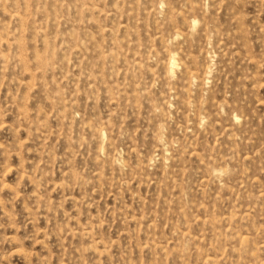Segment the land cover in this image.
I'll return each instance as SVG.
<instances>
[{
  "label": "rangeland",
  "instance_id": "1",
  "mask_svg": "<svg viewBox=\"0 0 264 264\" xmlns=\"http://www.w3.org/2000/svg\"><path fill=\"white\" fill-rule=\"evenodd\" d=\"M7 1L11 5H8ZM14 1H17L18 3L17 2L13 3ZM14 1L0 0V5L4 2L3 5L0 6L1 7L0 8V18H3V19H0V23H3V21L5 22V24H0L1 25L0 29L2 28V25L7 26L6 31H9L8 34L11 33V35L8 36L7 40H8V43L10 42L12 43L15 41L14 43H12L13 45L16 44L17 42L21 43L19 41L25 39V41L21 43L24 46L23 47L21 45L22 47L21 49H23L21 51L23 55L22 58L27 56V55L24 56L27 51L30 53L26 57L27 59L24 58V59H21V61L17 60V58H19L18 57L19 50H17L18 48L16 47V45H14L15 47H13L11 43L10 45L12 46H10L7 42L4 43L5 38H3L4 40L1 39L0 41V45H2L0 47V50H1L0 56L3 57V60H4L3 61L2 58L0 57L1 58L0 65L2 67V68L0 67V72H1L0 77L3 79L2 81L0 78V81L4 83L2 84L0 82V106H1L0 111L3 109V111H1L0 113V116L3 117V118H0L1 120L0 129L2 126H5L0 130V142H1L0 143L1 144L0 145V163L2 162V159L3 160L6 159L4 163L2 162V164H0V167H2L0 168V172H1L0 174H2L3 171H6L7 168L5 166L7 165L8 167L9 161H10L9 163L11 164L9 167L11 168V170L7 169L9 171H6L10 173L7 175V173L3 172L4 173L3 175H5L3 178H2L3 175H0L1 180L4 179L6 181V182L4 181L2 182L0 180L2 183H4V186L3 184L1 185L5 188V189L1 188L0 186V206L3 209L2 210L0 208V264H27L26 263L27 260L30 261L28 264H132V263L133 264H182V263L183 264L185 263L186 264L187 263L188 264H196V263L201 264L202 262L200 259L203 258L202 255L212 256L213 254L215 255L219 254V256L222 257L223 260L221 262L223 263H220V264H224L225 262L226 263L228 262L227 264H233V263L234 264L235 263L245 264L246 262L243 260V258L240 257L238 259L237 253L232 251L230 248L231 246H233L234 248H238L239 245L236 244L234 242L233 237L231 238L230 234L226 232L227 229L223 230L224 227L227 228L230 225H227L226 222L223 223L225 219H222V218L226 216L228 217L229 214H233L232 212H236L235 222L233 223V225H231V227H233L232 230L243 234V236L248 237L249 239L247 243L248 249L256 253L257 255L256 260L260 261V264H264V249H260V248L258 250L256 249L257 246L264 243V0H216V1L215 0H199V1L195 0V2L194 0H188L189 3L187 2V0H184V1L183 0H170V2H172L176 6L175 5L173 6V4L169 2V0H166V2L164 0L165 2L163 3L164 5L163 4L161 5L158 2L160 0H154V1L149 0V2L151 3L155 2V3L153 5L149 4L150 6L142 5V7H141V4L143 3L148 4L147 3L148 0H144L145 2L143 0H139V1L138 0H130V1L129 0L119 1L118 0L119 4L117 5V7L115 4H117L116 2L118 1L116 0H95V1L91 0L90 2L95 4L98 8H99V5L103 3L102 4L103 7L101 6V9L104 10L103 8L105 7L106 9H108L107 10L108 12H105V10L98 11L99 16H97L98 15L97 11L93 13L88 12L89 14L86 13L87 11H84L86 13L84 14V12H82V10L80 9L78 11V7L76 6L77 8H75V6H73V4L75 5V2L73 0H62L61 3H59L61 0H56L58 1L57 3L54 2L56 4L52 3L53 0L52 2L51 0H45L46 2L44 0H39V1L37 0L38 2H35L36 0H34V2L33 0H31L30 2L31 9L34 6L32 5L33 3L42 5V3L40 4V2H44L43 7H45L48 4L50 6L56 5L54 7H57L59 4H61L62 7L60 6L61 8L59 7V9L63 8L65 10L63 9L61 11L59 10L60 13L62 12L60 15V13H58L59 12L58 8H56L57 14L61 17L68 16L66 19L64 17L65 19L64 24L67 27H65L64 24H61L64 21L63 19L62 20L58 19L57 21L58 24H57L55 23L56 20L53 21V19L49 18L50 22L52 21V24L48 23L47 22L48 19H46L44 15L42 17L41 16L42 14L40 13L38 14L34 13L35 8L32 10V14L33 13L34 14L30 15L32 16V18L30 16H26V18L23 17L25 20L27 19L26 21L24 19H21L23 20L21 22L17 21V19H14L13 17H9L10 15L8 14L10 12L14 13L18 7H22L21 3H23L24 0H14ZM136 1H138L139 3H137ZM179 1H182V3L181 2H180L181 4L178 3ZM217 1L218 3H215ZM78 2H81V0L77 1V3ZM122 2H125V4H130V5L125 6V4ZM135 2H136V5H135ZM185 2L189 4V6L187 4L185 5L187 9L185 8V6H183ZM121 3L123 5H120ZM13 4L14 5L16 4V6H14ZM105 4L109 7H107ZM139 4H140V9L142 8L143 10L140 11V9H135V11H133L134 8L139 6ZM71 5L73 7H71ZM124 6L127 7L125 9L128 11V13L127 11H125ZM161 6L162 7L164 6V11L167 12V15L162 14L165 12L163 11V8ZM190 6H191V9H190ZM198 6L199 7L201 6L200 7L201 12L197 13V11H200L198 9L199 8ZM14 7L15 9H12ZM54 7L52 8V7L46 6L45 10L48 9L46 11L48 13V11L51 12L54 9ZM68 7L70 11H67ZM122 7L126 13L119 12L121 10L119 8H122ZM172 7H174V9H172ZM195 7L197 10H195ZM8 8H11L9 9L11 10L10 12L8 11ZM168 8H169V11L170 10H173V11L169 13L167 10ZM176 8L178 9L176 10ZM21 9L23 10V7ZM21 9L18 8L17 11L21 13L22 11ZM111 9H113L112 10L113 13ZM179 9L183 13V15H180L182 13L181 12L179 13L180 11ZM76 10L78 12L79 18L80 16H82L81 18L83 20L81 18L80 19L78 18V20L76 19L77 17L74 16L77 13ZM115 10H118V11H116L115 13ZM157 10L158 12L160 11L159 13L165 16V18L169 16L168 13L170 15L172 14L173 15L169 16L170 17L169 21H167L168 20L167 18L166 19L163 18V16L160 17L162 18L160 20L159 16L161 15L158 14ZM184 10L185 12L187 11V13H185ZM194 10L196 11L195 13H193ZM63 11H65V13ZM176 11L178 12L177 13L178 16L176 14ZM204 11H205V15H203ZM80 12H82L84 16ZM136 12L138 13V15L135 16V14H137ZM102 13H103V16H100L102 15ZM146 13L148 15H145ZM188 13L190 15L193 13L192 14L193 16L197 15V18L196 16L193 17L191 15L192 18L188 16L189 18H191L189 19L187 17ZM109 14L110 15L115 14V15L110 16ZM70 15L73 17H69ZM152 15H155V16H152ZM94 16H97L95 17L97 19H100L101 17H106V18H101L103 20L101 21L97 20L96 22V19L92 18ZM129 16H131L130 19L132 17H135V19H137L136 21L140 20V22L139 21L136 22L135 19L130 20ZM141 16L143 17L141 18ZM179 16H182V17L184 16V17L183 18L180 17L181 18L180 19ZM199 16H201L202 18L204 16L206 17V19L205 18L201 19ZM235 16L239 19H234L236 18ZM4 17L5 18L7 17V19H4ZM8 17L10 19H8ZM74 17L75 19H73ZM84 17H89V18L88 20H86L87 18H85L84 20ZM112 17H116V18H112ZM151 17L152 18L155 17V18L152 19ZM29 18L30 20L37 19L36 24H39V22H42V23H40L39 25H35L34 24L35 22L31 20L32 22H34L32 23L33 24L32 25ZM38 18L39 19L42 18V21L41 20L38 21ZM90 18L93 19V22H92V19L90 20ZM115 19L116 21L113 22ZM183 19H185V23L187 21V23L185 24L186 26L184 25ZM5 20L10 22L9 25L12 27H10L8 23H6ZM44 20L45 22L43 24ZM75 20H77V22ZM154 20H155L154 23L155 24L159 23L160 26L157 27L158 24H156L154 27V23H153ZM180 20H182V23ZM188 20L189 22L191 20H196V21H193V22L191 21L189 23ZM237 20L240 23L239 22L237 23ZM12 21H13L14 26L12 25ZM85 21L87 22L84 24ZM117 21H121V24H116L114 26L115 23H119ZM161 21L163 22L167 21V23L169 22L168 24L170 25H168L167 23L163 24ZM171 21H172L173 27L171 26ZM204 21H206V24ZM14 22L17 23L18 25H15ZM66 22L68 23L67 25H66ZM72 22L74 23L76 22V24L79 23L77 24L78 27H73ZM98 22L99 24L101 23V25L103 26V27L100 26L101 29H98L99 28ZM134 22L136 23V25H133ZM53 23H55V26L53 28L54 29L57 28V29L52 30V31H50L49 29L46 30L47 28L52 29ZM28 24H31L32 26L31 25L29 26ZM70 24L72 26L71 27L72 29L77 28V30L70 29ZM76 24L74 25L76 26ZM81 24L82 26L84 25V27L85 25H90V24H91L90 26H93V27H90V26L85 27V31L86 30L93 31L91 33L90 31L89 32L87 31L88 32L87 34H90V35L92 34L93 37L92 35L91 36L86 35V32L84 30L83 31L79 30L80 27H82ZM128 24H129L131 34L130 33L127 34L129 30H126V29H129V28L124 27V25L127 27ZM180 24L184 26L181 27ZM198 24H200L202 28H205V29H202L201 26ZM96 25H98L97 26L98 28L96 27ZM164 25L166 27H170V29L166 28ZM16 26H18L19 28ZM20 26L24 28L26 27V30ZM27 26L28 28L29 27L34 28L33 30H36V31L32 32L33 30H30L31 28L27 29ZM43 26L45 27L43 28ZM58 26L59 28L61 26V28L65 31H68V30L74 31V32H71L74 34H71V33L68 34V32H65V31L63 33L62 29L61 28L59 29ZM109 26H111L112 28H115L114 31L116 32L119 31V32L117 34L116 32H112L113 29ZM176 26H178L179 28ZM188 26H190L189 27L190 32L192 31L191 34L188 32L189 31ZM196 26L198 28H201L202 31L198 29ZM39 27H41L42 29L41 28L39 29ZM84 27H82L81 29H83ZM184 27H187L186 29L188 33L185 32L186 29ZM238 27H241V29H239ZM11 28L12 29L16 28L15 29L16 31L19 30V32L21 31L22 32L19 33L13 30H11L12 31L11 32L10 31ZM37 28L40 31L43 30L44 32L47 31L48 33H44V35H41L40 31ZM164 28L167 29V32L164 31L166 30ZM173 28L179 29V32L182 35L176 39L172 37L174 34L173 31L177 30V29L174 30ZM161 29H164L163 30L164 33L162 31L160 32ZM195 29H198V30H195ZM23 30H24V34H23ZM78 30L79 32L76 33ZM168 30L170 31L168 32ZM81 31L84 35L83 34L79 35ZM110 31L111 33L116 34L114 35L116 36V38L112 37L113 34H110ZM135 31H137L136 32L137 35H135L136 34ZM157 31L158 33H156ZM203 31L205 33H203ZM51 32L54 33L52 34V35H55L54 37L50 35ZM122 32H124V35L126 37L122 35L123 34ZM159 32L161 36H163L161 39L159 38L160 37ZM59 33H62L64 37H62V35ZM169 33L170 35H165ZM208 33L209 35H205ZM36 34H39V36L40 35L41 36L39 37ZM70 34L79 36V38L75 36L74 39L76 40L73 41L72 40L73 38L69 36ZM96 34L98 35L96 36ZM99 34H102V36H105V38L103 37L99 39L98 38ZM156 34H158V36ZM187 34L188 35L190 34V35L188 36ZM34 35L41 39L36 38ZM85 35L88 37L86 38ZM127 35H130L131 40L130 38H127L129 37ZM16 36L22 39L20 40L19 38L17 40ZM58 36L59 38L62 37L61 40L59 38L57 39L55 38ZM80 36L83 37V39H81ZM122 36L126 42L128 43L130 42L129 46H132L131 43L133 42L132 44L136 45L134 47L135 48L137 47V48L136 49L132 48L133 47L132 46L131 48L133 50L130 51L131 48L126 46L128 43L126 44L125 42H123V39H121L122 41L119 40V38L120 37L122 38ZM151 36H152V39H151ZM205 36H207L208 38ZM96 37L100 41L99 40L96 41L95 40L97 39ZM183 37L184 39H180ZM34 38H36L35 41L33 40ZM47 38L49 40H47ZM52 38L57 41H53ZM92 38L95 40V42L93 41V44L91 42V40H93ZM11 39L13 40L11 41ZM50 39L52 41H50ZM79 39H81L80 41H83L85 45L83 42H80V43H83L82 45L78 44ZM88 39H90V41ZM108 39L109 41H107ZM133 39H136V40L138 39V40L134 42L132 41ZM102 40H105V43ZM26 41L28 42V44ZM29 41H31L32 43L31 42L29 43ZM64 41L68 42L67 47ZM98 41L100 42V44ZM118 41L125 43L124 45L128 47V49L129 48L130 49L128 50L127 48H125V46H122L123 43L119 42L118 44ZM164 41L166 42V44L167 43L169 44L168 41H172V42L170 43L171 45L169 44L167 46ZM43 43H46V44H43ZM48 43L49 44L56 43L59 45H58V48H56L57 46L56 44L50 45L52 47L48 46L49 48L43 47V45H46V46L49 45ZM61 43H64L65 47ZM73 43L76 45H73ZM95 43L98 44L97 48L100 47L99 48L100 51L104 50L102 49V46L106 50L110 47H113L111 45L115 43L114 46H116V48L113 47L112 49H117V48H118L117 50L120 49L119 54L117 53L118 51L111 50V48L108 49L109 51L107 50L106 51L104 50L102 52L97 51L98 49L95 50L96 49ZM142 43H145L144 45L148 43L149 45H147L148 47L143 46ZM70 44L73 47H70L71 46ZM88 44L90 45V48L88 47L89 49H87V47L85 48V46H88ZM5 45L6 46L8 45V46L6 47ZM139 45L142 47H138ZM204 45L206 48L205 47L203 48ZM81 46L83 47L81 48ZM159 46L160 47L162 46L161 48L163 47L164 48L161 49ZM200 46L202 49L201 48L199 49ZM60 47L63 49H61ZM76 47L77 49L80 47V49L77 50L75 49ZM92 47H95V48L93 49ZM167 47H169V49H167ZM175 47L181 48L180 51L179 49ZM8 48L11 50V53L14 52L15 54L13 53L14 55L13 54L11 55L10 50ZM25 48H27L28 50ZM33 48L34 50L36 48V50L39 52H41V49H42V51H44L46 55L43 52L37 53L36 50H35L36 52L32 51ZM44 48L46 49L48 48L47 49L48 51H45ZM53 48H56L57 52L55 49L53 50ZM59 48L61 50H59ZM70 48H72V51ZM141 48L145 50L148 49V50L146 52V51H143V49ZM149 48H151V50ZM30 49H32L31 50L33 52L32 54H31ZM83 49L85 50V52ZM92 49L93 51H91ZM121 49L125 51L122 52ZM164 49L165 50L167 49L166 50L167 52L173 49H176L178 53L181 52L180 54H178L181 59L178 58V55H177V60H178V63L180 62L182 64V61H183V63L185 64V65L184 64L180 65L181 67L178 66L180 69L179 68L175 69V70H179V72L175 71L176 75L175 73H173L174 77L172 75V79L168 73H166V76H164L165 72H167L165 69L166 68L165 66L166 64H168L167 62L168 60L165 59L168 57L167 52H164L165 51ZM2 50L3 52L4 50L9 51V54L6 55L5 52L2 53ZM13 50H16V51H13ZM50 50H51V53H50ZM64 50L67 53L68 52H72V53H69L68 55H66ZM88 50H90L91 52ZM159 50H160V54H159ZM54 51L56 52V56H51L55 54ZM80 51H82V53L84 52V54H82ZM201 51L202 52L206 51L207 53L204 52V54L205 53L206 54L202 55V53L200 54ZM58 52H61V53H58ZM98 52H99V55H98ZM128 52H131V53H128ZM133 52L134 54H132ZM144 52H146L145 53L146 57L143 56L144 54H140ZM42 53L45 55V57H42ZM62 53L67 57L71 56V54L72 56L69 58L67 57L65 58ZM79 53L81 54V56L85 57L86 59H83V57H81L80 55L78 56ZM88 53H90L89 55H92L95 53L96 54L88 58L89 57ZM120 53L121 55L123 54L121 57H120ZM187 53H189L190 55L189 54L187 55ZM208 53H209V56H208ZM33 54L35 56L36 54L41 56V57L37 56V59L44 58L43 59L44 62H41V64L43 63V66H44L46 65L45 64L46 62L47 66L42 67L41 64L39 65L36 64L37 66L36 65L32 66L33 64L38 62L35 60L36 57H33L34 56ZM125 54L131 55V56L128 57V55L125 56ZM148 54L149 56L147 57ZM192 54L194 55V57L192 56ZM227 54H228V57H227ZM9 55L13 57L11 58L9 57ZM30 55L32 57H30ZM59 55H62V56H59ZM73 55L74 56L77 55L76 57L78 61L76 60L75 57H73ZM103 55L104 57L106 56L107 58H109L111 61L108 63L109 59L107 58L102 59L101 56ZM111 55L112 56L116 55V56L115 58L114 57L112 58ZM117 55L119 56V58H121L120 60L119 58L117 59L118 57ZM133 55L134 56L137 55V57H133ZM138 55L139 57L141 55V58H139L140 60L144 58V61L142 60V62H144L143 65H142V62L138 59ZM160 56L163 59L161 58L159 59ZM191 56L193 58H191ZM8 57L10 59H8ZM14 57L16 59L14 60L15 62H13ZM33 58H34L35 63L31 62L33 61L32 60ZM49 58L50 60H53L52 62L55 61V63H52L51 61H47V59ZM87 58L89 59V61L87 60ZM122 58L125 59L124 62L127 63V65L124 63V67H123V64L121 63V61L123 60ZM227 58H229L230 60L227 61L228 60ZM30 59L31 61H29ZM101 59L104 61H102ZM128 59H130L134 63L131 62L133 64H129L130 61ZM134 59L135 60L138 59L139 61L138 60L134 61ZM151 59L152 60L154 59L153 63L155 62L156 63L153 64L152 61L150 63L149 60ZM187 59H189V61ZM9 60H12V62ZM90 60H92V64H95L93 66L91 65V71H90V66L87 65V64H90ZM165 60H166V64L164 63L165 64L164 66L163 62H165ZM17 61L24 63V65L26 64V61H28V63L26 64V66H24L20 62L17 63ZM64 61H65L64 65H61ZM87 61L89 63H87ZM115 61H119V63L116 64ZM1 62L2 63L5 62L3 63L4 64L3 66ZM49 62L52 63L51 65H53L52 67L54 68L50 67L51 65ZM71 62L73 63V65ZM158 62L161 64L157 66ZM76 63L78 64L75 67ZM110 63L112 64L114 63V64L112 65ZM202 63L205 65H202ZM14 64H17V65H14ZM54 64H59L57 66L61 65V67H58V70H61L60 72L56 70L57 66ZM99 64L101 65V67ZM134 64L136 67L133 66ZM147 64L150 65V67L152 66L151 69ZM11 65H14V66L12 67ZM30 65L31 67H29ZM71 65L74 66L73 67L74 70H72L73 68H71L72 67ZM109 65H111V67H109ZM115 65L117 66V68L120 67L122 69H124L126 65L128 70L130 69L129 70L130 73H128L129 71L127 70V68H125V70L122 71L120 70V68L119 69L115 68L116 67ZM128 65H131V66H128ZM64 66L68 70H66ZM77 66L80 68V70L79 68L77 69ZM88 66H89V69L87 70L86 68H88ZM98 66L102 69H100ZM146 66L149 67V70L147 69L148 67L145 68ZM160 66H163L165 68L160 67ZM182 66H186V67H182ZM187 66L188 67L190 66L191 68L189 67L190 69H188ZM209 66L211 67L209 68ZM10 67L11 69H14V70L11 71ZM20 67L24 69L22 70L20 69ZM33 67H35V69ZM92 67H94L95 69ZM29 68H31L32 70H30ZM38 68L39 69L43 68V69L39 70ZM44 68H48V70L49 69L50 70L49 71L46 69L44 70ZM161 68L162 70L165 69L163 70L165 71L164 73H162L163 71L161 70ZM185 68H187L188 70H186ZM202 68L205 70H203ZM6 69L7 71L5 73ZM26 69L31 73L30 75L28 73H25V72H28ZM51 69L54 72L56 70V72L55 73L51 72ZM82 69H84L87 73L83 75L85 71L83 72ZM134 69L137 72L134 71ZM146 69L148 70V72L146 71ZM181 69H185V70H181ZM119 70L121 72H119ZM9 71L12 73H10ZM41 71H43V73ZM46 71L47 73H45ZM63 71L68 72L70 75H67L68 73H64ZM103 71L105 75L107 72L108 73L110 72L111 74L117 72L114 75L118 79L116 80V78L115 79L112 78L114 77L113 74L112 76L111 74H107V76H105L104 73H101ZM131 71L132 73L133 72L137 73V75L135 76H139L138 74L142 76L135 77L133 76L135 73H133L132 75ZM149 71L153 72V75L155 78L151 77L153 75H150L151 73ZM185 71H187L186 72L187 74L185 73L186 75H184ZM189 71H193L194 73H196L197 76H199L196 81L193 80V81H190V83L187 82V80L189 79L187 78L190 73ZM198 71H200L201 73ZM203 71L204 73H202ZM208 71H210L211 73H209ZM125 72L129 75H123L125 74ZM158 72L160 73L159 75H157ZM21 73H24L25 75ZM75 73L76 75H74ZM36 74H38V76ZM39 74H42L41 77L43 76V78H45L46 87L43 86L45 82H43L44 79L41 78ZM57 74L58 75L61 74V75L58 76ZM101 74H103V76ZM161 74L163 75L161 76ZM207 74H210V76ZM10 75L11 76L13 75L12 78H10L11 77ZM21 75H23L24 77ZM52 75H54L53 77L58 76L60 80H58L57 77H55L56 79L52 78ZM66 75L69 76L70 78L67 77ZM6 76H7L8 81L4 79ZM20 76L21 78H23V81L20 78ZM31 76L34 77L33 81H31L32 80ZM76 76H78V78L80 76V78L82 79H78V78L75 79ZM81 76H84V77H81ZM121 76H123V78H121ZM132 76L134 78L130 79L132 78ZM176 76L177 78H179L178 80L177 78H175ZM207 76L209 78H207ZM15 77H17L16 78L17 81L13 80L15 79ZM62 77H64L63 79H65L64 82H62L63 80L61 79ZM72 77H75L73 79L79 80V82L72 80L71 79ZM93 77L95 78L93 79ZM103 77H106V80L105 78L103 79ZM107 77H109L111 80ZM18 78L21 79L23 84L20 83L21 81H19L20 79ZM29 78L31 80H29ZM50 78L54 79L53 82L51 81L52 79ZM137 78H139V80ZM199 78L201 81H199ZM27 79L29 80L28 83H27ZM41 79L43 81H41ZM96 79L97 80L99 79L98 84L96 83L97 82ZM164 79H166L165 80L166 82L164 81ZM173 79H175V81ZM180 79H186V80H182L180 82ZM93 80H95L96 82H94ZM102 80L106 82H103ZM55 81L57 83H55ZM60 81L62 83L61 87L62 86L63 87L61 89L60 88H56V89H58L57 90V92H59L58 95L63 94V96H60L61 98L57 95V92H53L54 90L56 91V89L54 88L55 86L53 84H50V82H52L55 85L60 86ZM137 81H140V82L137 83ZM170 81H171V84H169ZM32 82H35V84H32ZM102 82H103L102 84L103 87L101 85ZM119 82L121 85L120 84L119 86L115 85V87H117L115 88L113 85ZM133 82L137 83V85L135 84L136 85L135 86ZM174 82L178 84L177 85L178 87L176 86V84H173ZM17 83L19 84L17 85ZM47 83L50 85H47ZM90 83H92L93 85ZM107 83H108V86H106ZM25 84L26 86L30 88L25 87ZM70 84L71 85L75 84L74 86H78V87L72 86L71 88ZM204 84L205 86H203ZM19 85L21 87H18ZM32 85H36L37 87H34ZM91 85L93 88L90 87ZM96 85L97 86L99 85L98 86L99 88L96 87ZM130 85L132 86V88L130 87ZM165 85H169V86L166 88ZM179 85H182L184 88H182ZM133 86L134 88H136V90L133 88ZM170 86L171 88L173 87L175 92H176V89L179 90L180 88H182L180 89V91L177 92V95H179L177 97H180V95H183L185 97V98H183V96L180 97L181 100L179 101H182L184 99L182 101L183 102L182 105H180L179 101H177L178 98L175 96L176 94L173 95L175 92L173 89L172 90L170 89ZM106 87L110 88L111 91L109 89L108 91ZM51 88H53L54 90ZM73 88L75 89L77 88L78 93L76 90H75L76 92L75 91L73 92L74 90ZM112 88H115V89H112ZM122 88H125V89H122ZM142 88H144L145 90H143ZM190 88L194 89L195 91L193 90L190 91ZM25 89H28V90L26 91ZM46 89L48 91H46ZM93 89L95 92H93L92 94ZM126 89H134V90L133 92H130L131 90H126ZM115 90L120 91V92L117 93ZM49 91L51 93V96H50ZM107 91L110 92V94L111 92L114 91L113 95L116 98L112 94L110 96V94ZM20 92H22L23 94L20 95L21 94ZM79 92L82 94H79ZM123 92L126 93V95H128L129 92L130 93L128 96H126V95H123L124 94ZM179 92H181V94H179ZM7 93H11L10 95H12V97L10 98L7 97L5 95ZM147 93L149 94L147 95ZM48 94H49V97L47 96ZM52 94H54L55 96L54 95L52 96ZM68 94H70L71 97L73 95L76 96L74 97V99L76 100H72L71 105H69V103L71 102V99L73 97L69 98L70 95ZM83 94H84V97H83ZM116 94H118L119 99ZM134 94H136L135 96H133L134 98H131L132 97L131 95H134ZM139 94L141 96H139ZM170 94L173 96H171ZM87 95H88V98H85L87 97ZM189 95L192 99L189 97ZM30 97H33V98L30 99ZM143 97L146 100L141 99ZM6 98H9L7 99L8 104L4 102ZM16 98H17L16 101H18V103L14 101V99ZM45 99H47L46 103L45 101H42ZM51 99L53 100L49 101ZM64 99L65 101L67 99V101L64 102ZM131 99L132 100L134 99L135 102L134 100L133 102H131ZM164 99L166 100L164 101ZM185 99H188V100H185ZM26 100L29 102H26ZM60 101L62 102L63 105L61 104ZM194 101L196 102V104ZM218 101L220 103H218ZM10 102L12 104L17 103V105L14 104L17 107H15L12 104H11L12 106H9L10 108L6 107L10 104ZM48 102L49 103L56 102V103L48 104ZM67 102L69 103L67 104ZM150 102L153 103V105L155 104V106L152 107ZM161 102H164V103L160 104ZM168 102H171V104ZM187 102H189L190 105H187L186 104ZM4 104L6 105L4 106ZM19 104L21 106H19ZM25 104H27V107L25 106ZM148 104L151 106H149ZM156 104H159V106H157ZM214 104H216L217 107L219 104H222V105L221 106L219 105L220 109H218V108H215L216 106ZM51 105H55V106H51ZM13 106L17 109H15ZM61 106L62 107L64 106V107L62 108ZM65 106H68V107L66 108ZM182 106H185L183 107L184 109L182 108ZM197 106H200L201 108L198 109ZM4 108H5V111H4ZM54 108H55V111H54ZM153 108H155L156 110ZM194 108L197 110H195ZM25 109L26 110L29 109V111L26 112ZM160 109H162L164 112H161V114L156 113L158 111L160 112L161 111ZM34 110L35 111L37 110L36 111L37 115H35L36 113L34 112ZM153 110H155L156 112ZM186 110L188 111V115H187ZM58 111L61 113H59ZM198 111L202 113V115ZM217 111H219L218 114H216ZM30 112H33V113H30ZM154 112L156 113V115H154L155 117L153 116V114H155ZM190 113L192 114L194 119L195 118L196 120L200 119V122L199 121L194 122L195 121L194 119H188V118H192ZM193 113L194 115H196V117H194ZM185 114L187 115V117ZM34 115L36 117H30ZM160 115H165V116L164 118H162L160 117ZM199 115L203 117L201 118ZM27 117L32 118V120L28 119ZM70 117L71 119L69 120ZM205 117L209 119H205ZM61 118L64 120L62 121ZM214 119H217V120H214ZM58 120L60 122L62 121V123L58 122ZM206 121L209 124L205 123ZM185 122H188V124L190 123L189 126L187 125L188 129L186 126L187 123ZM210 122L212 125L210 124ZM63 123L64 125L60 126V124H63ZM192 123L194 124L196 123L195 124L196 128H195V125ZM4 124L10 125L11 128ZM40 124H42L43 128L41 127ZM161 124L164 125V132H163V129L160 130V128L163 127V126L162 127L160 126ZM95 125L100 127L101 129H99ZM200 125H202V127ZM208 126H210V129ZM180 128L182 129V131ZM184 129L185 131H183ZM37 130L38 132L41 133L40 135L42 136L39 135ZM104 130H107V131H104ZM103 131L105 132L104 135H103ZM35 134L37 136H35ZM97 134H100V135L95 136ZM153 134H154V137L152 136ZM157 134L158 136L156 137L159 138V135H161L163 141L161 142L159 141L160 139L157 138L154 140L155 141L154 143L152 142V139L156 138L155 135ZM43 135L45 136L46 139L44 138ZM93 136L95 138H93ZM104 136H105V139L103 140L104 143H100L99 142L101 141L100 139ZM96 137L98 138L96 139ZM166 140H167V143L170 142L169 140H171V142L167 144L165 142ZM14 141L15 142L17 141V142L15 143ZM107 141L109 142V144H111V146L108 144ZM172 142L174 144H172ZM2 143L4 145L5 144L7 145L8 143V145H10L11 147L7 145L8 148L5 149L3 147H6V146H3ZM12 144H14L15 146L21 145L20 147H22V149L18 148V146L15 147ZM156 145H159V146H156ZM13 146L15 149H13ZM164 146L166 147V149ZM131 148H134L133 150H135L136 152L132 151ZM193 148L196 151L195 153L192 151ZM17 150H19L20 152L19 151L17 152ZM159 150H162V151H159ZM11 152H12V155H11ZM13 152H16L17 154ZM161 152L163 153L161 154ZM190 152H193V153L190 154ZM197 152L198 154L200 153L199 155H202V156H199ZM2 153H5V155L3 156ZM6 153L10 157H8ZM203 153L206 154V156H204ZM107 154L109 158L107 157ZM20 155L23 157L24 160L21 159V161H19L20 158H22L20 157ZM152 155L154 158L152 157ZM116 156L117 157L119 156V158H117ZM197 156L199 157L197 158ZM96 157L99 158V160ZM136 157L138 158L137 159L138 162L135 161ZM148 157L149 158L151 157V159H148ZM100 158H103V159H100ZM113 159H114V162L112 164ZM117 159H120L122 161H119V160L117 161ZM146 159L148 161H146ZM123 161H125L126 165L125 163H123ZM145 161L148 162L149 164L148 163L142 164ZM17 163H20V165H18ZM136 163H137V166H136ZM100 164L102 166H100ZM205 164H209V165L212 164V165L209 166ZM114 165H117V166H115V168L112 170L111 168H113ZM133 165L134 167L136 166V168H133ZM11 166L12 167L15 166V168L17 167L19 169L23 168L21 170H23L24 172H21V170L17 168L16 169L13 168L14 170H16L14 171ZM125 166H128L130 168L125 167ZM141 166L143 168H141ZM213 166L217 168L221 167L225 171V173L221 176L219 181H216L210 175V168H215ZM4 167L5 169H3ZM122 168H123L122 170L123 172L122 171L118 172ZM125 168L128 171H130L131 169V171L125 173V171H127ZM19 172L24 173V175L20 174ZM117 172L119 173V175H117ZM164 174L165 176H163ZM166 174L168 175V177L170 176L171 178H169L168 180L167 179L165 180V178H168ZM18 175H21V176H18ZM203 179L208 180L209 182L201 184L199 181L202 182ZM5 183L9 187L8 189L9 191L6 189L7 186L5 185ZM10 187L13 188L12 192H10L12 189ZM194 207H196V209ZM1 210L5 212H2ZM6 212H7V216L6 215L3 216V214H6ZM91 215H93L94 217L93 216L91 217ZM245 215L247 219L243 218V216ZM191 218L193 219L201 218V219H206V220L209 219L211 220L212 223L211 225H208L209 221H207V224L203 226L202 224L193 220L195 222L194 223ZM93 220L94 222H91ZM76 222L79 224H77ZM147 223H149L150 225H148ZM84 224H88L86 226L90 227V229L88 227H85ZM95 225H100V227L98 226L96 228ZM146 225L149 226L148 230H147ZM181 227L184 228V231L185 230L187 232L189 231V233L191 231V235L193 234L194 238H195V235H197L195 238V241L197 242L193 240L194 243L190 241L191 243L187 244L188 247L191 245L190 246L191 249L189 248L190 250L187 247L188 249L187 251H189L190 253L189 252H185L184 254L183 252L181 253V250L179 248L180 246L179 244L182 243L181 240L177 239L178 241H176V238H173L175 237L176 234H179V231L183 230ZM231 227H229L228 229H230ZM81 228H86V230H89L88 232H91L90 234L92 236L90 234H89L90 236L84 235V237H86L84 238L80 234V232H78L80 231L79 229ZM70 229L73 230V233H71ZM92 230L94 233L92 232ZM127 232H130L129 233V235H131L130 237H128L129 235ZM75 233L79 235V237H75L77 236ZM145 234L146 235L148 234V236H146ZM201 234L202 236H200ZM7 235L8 237L6 238ZM12 236H14L13 239H12ZM93 236H95V238ZM96 236L98 238H96ZM88 237L89 239H87ZM148 237H152V238L155 237L154 239L150 238V240L152 239L151 241H153V243L149 240ZM101 239L102 240L104 239V240L101 242ZM94 240L95 241L97 240L96 242L98 244H96V242H93ZM146 240H149V241H146ZM154 240H157V241L160 240L161 244L164 243L163 246L161 247L160 246L161 244ZM10 241H13L14 243ZM143 242H145V244ZM148 242L151 244H149ZM10 243H13V244H10ZM85 243L88 244V246H86ZM176 244H178V247H175L177 246ZM146 245L149 247H147ZM158 246H160L159 248L164 249L166 252L161 253V251L158 250L159 249ZM87 247L89 248L86 249ZM144 247H146L147 249L146 248L144 249ZM155 247H157V249ZM92 248L98 250V252L96 250H93ZM167 248H169L170 251L167 252L168 250ZM176 249L177 250L179 249L180 251L179 250L177 251ZM13 250L15 252H11ZM86 250H87V253L85 254L82 253L83 251H86ZM154 250L156 252H154ZM171 250L172 251L174 250L175 253H173ZM99 252L102 254V256L99 255ZM24 253H27V255ZM104 253H107V254L105 255ZM165 253H170L172 255L170 254L165 255ZM186 253H188V255H186ZM173 254H174V258L170 257V256H173ZM160 255L162 256L161 258H160ZM158 256H159V259H157ZM184 256L187 258L183 259ZM22 257H25V259L27 260H25L24 258L22 259ZM186 259H187V262H186ZM224 259L226 261H224ZM184 260H185V263L183 262ZM247 264H253L252 257L249 258V261L247 262Z\"/></svg>",
  "mask_w": 264,
  "mask_h": 264
},
{
  "label": "bare ground",
  "instance_id": "2",
  "mask_svg": "<svg viewBox=\"0 0 264 264\" xmlns=\"http://www.w3.org/2000/svg\"><path fill=\"white\" fill-rule=\"evenodd\" d=\"M2 1H4V0H2ZM9 1H10V0H9ZM11 1H14V0H11ZM38 1H39V0H38ZM38 1L36 0L35 2H38ZM44 1H45V0H44ZM73 1L75 2V5L73 4V6H75V8L78 7V11H79V9L82 10V12L87 11V12H86L87 14H89L88 12L93 13V12H96V11H97V13H98L97 16H99V12H98V11H101V10H102V9H101V6H102L103 3H102L101 5H99V8H100V10H99V8H98L95 4H93L92 2H90L91 0H89V1H88V0H81V2H78V3H77V1H80V0H73ZM94 1H95V0H94ZM94 1H93V2H94ZM116 1H118V0H116ZM116 1H115V2H116ZM119 1H121V0H119ZM119 1L116 2V3H117V4H115L116 7H117V5L119 4ZM129 1H130V0H129ZM138 1H139V0H138ZM138 1H136V2L139 3ZM143 1H144V0H143ZM150 1H154V0H150ZM183 1H184V0H183ZM198 1H199V0H198ZM198 1H197V3H198ZM215 1H216V0H215ZM5 2H6V1H5ZM15 2H17V1H14L13 3H15ZM21 2H22V1H21ZM30 2H31V0H24L23 3H21V4H22V7H23V10L21 9L22 7H18V8H20V9L22 10L21 13L24 11L22 14H21L19 11H17L18 8L16 9V11H15L14 13H13V12L11 13V12H10L11 10H9V9H11V8H8V11L11 13V14H10V13L8 14V15H10L9 17H13L14 19H17V21H20V22H21V21H23V20H21V19H24L23 17L26 18V16H30V15L32 14V10H33L34 8H35V9H34V10H35L34 13H37V14L40 13V14H42V15H41L42 17H43V15H44V17H45L46 19H48L47 22L50 23V24H52V21L50 22V19H49V18L53 19V21L56 20L55 23H57V24H58V22H57L58 19H60V20L63 19L64 21H63L61 24H64V23H65V19L68 17V16H66V17L63 16V17H61V16H59V15L57 14V10H56V8H58V11H59V10L61 11V10L63 9V8H62V9H59V7L61 6V4H59V3H61L62 0L58 3L59 5H58L57 7H54V6H56V5H54V6H50L49 4L46 5V6H48V7H52V8L54 7V9H53L51 12L48 11V13L46 12L48 9L45 10V7H46V6L43 7V3H44V2H40V4L42 3V5H38L37 3L34 4V3H33L34 0H33V2H32L33 4H32V5H34L35 7L33 6L32 9H31V6H30V5H31ZM45 2H46V1H45ZM47 2H48V1H47ZM51 2H52V0H51ZM54 2L57 3L58 1H56V0L54 1V0H53L52 3H54ZM104 2H105V1H104ZM112 2H113V1H112ZM136 2H135V5H136ZM144 2H145V1H144ZM156 2H157V1H156ZM158 2L162 5L163 3L166 2V0H165V2H164V0H160V1H158ZM169 2H170V0H169ZM180 2L182 3V1H179L178 3H180ZM187 2H188V0H187ZM187 2H185V4H184L183 6H185V5L187 4ZM190 2H191V1H190ZM194 2H195V0H194ZM194 2H193V3H194ZM209 2H210V1H209ZM3 3H4V2H3ZM3 3H2L1 5H3ZM7 3H8V5H11V4H9L8 1H7ZM7 3H6V4H7ZM10 3H12V2H10ZM17 3H18V2H17ZM56 3H54V4H56ZM71 3H72V2H71ZM71 3H70V4H71ZM94 3H95V2H94ZM98 3H99V2H98ZM105 3H106V2H105ZM122 3L125 4V2H122ZM122 3H121L120 5H123ZM147 3H148V4H146V3H145V4H144V3L141 4V7H142V5H143V6H145V5L147 6V5H149V4H150V5H153L155 2H154V3H153V2L151 3V2H149V0H148ZM170 3H172V2H170ZM181 3H180V4H181ZM188 3H189V2H188ZM199 3H201V2H199ZM215 3H218V1L215 2ZM50 4H51V3H50ZM70 4H69V5H70ZM157 4H158V3H157ZM172 4H173V3H172ZM176 4H177V3H176ZM1 5H0V6H1ZM13 5H14V4H13ZM19 5H20V4H19ZM52 5H53V4H52ZM69 5H68V6H69ZM105 5H106V4H105ZM127 5H130V4H125V6H127ZM150 5H149V6H150ZM163 5H164V4H163ZM167 5H169V4H167ZM174 5H175V4H173V6H174ZM187 5L189 6V4H187ZM193 5H195V4H193ZM199 5H201V4H199ZM14 6H16V4H15ZM17 6H18V5H17ZM20 6H21V5H20ZM73 6L71 5V7H73ZM76 6H77V7H76ZM106 6H107V5H106ZM125 6H124V9L127 8V7H125ZM157 6H158V5H157ZM170 6H171V5H170ZM175 6H176V5H175ZM4 7H5V6H4ZM8 7H9V6H8ZM12 7H13V6H12ZM61 7H62V6H61ZM61 7H60V8H61ZM66 7H67V6H66ZM102 7H103V6H102ZM104 7H105V6H104ZM107 7H109V6H107ZM118 7H120V6H118ZM133 7H134V6H133ZM137 7H138V8H137ZM137 7L134 8L133 11H135V9H140V4H139V6H137ZM158 7H159V6H158ZM161 7H162V6H161ZM167 7H168V6H167ZM167 7H165V8H167ZM198 7H199V6H198ZM200 7H201V6H200ZM200 7L198 8L199 10H200ZM0 8H1V7H0ZM6 8H7V7H6ZM113 8H115V7H113ZM143 8H144V7H143ZM148 8H149V7H148ZM150 8H151V7H150ZM156 8H157V7H156ZM162 8H163V11H164V6H163ZM162 8H161V9H162ZM185 8L187 9L186 6H185ZM203 8H204V7H203ZM12 9H15V7L12 8ZM50 9H51V8H50ZM73 9H74V8H73ZM103 9L105 10V12H108V11H107L108 9H106V7L103 8ZM116 9H118V8H116ZM119 9H121L119 12L126 13L125 11H127L126 9H125V11H124L123 7H122V8H119ZM131 9H133V8H131ZM131 9H130V10H131ZM145 9H146V7H145ZM170 9H171V7H170ZM172 9H174V7H172ZM177 9H178V8H176V10H177ZM190 9H191V6H190ZM204 9H205V8H204ZM6 10H7V9H6ZM63 10H65V9H63ZM104 10H102V11H104ZM112 10H113V9H111V11H112ZM122 10H123V11H122ZM142 10H143V9L141 8L140 11H142ZM151 10H153V9H151ZM155 10H156V9H155ZM155 10H154V11H155ZM167 10H168L169 13H170L171 11H173V10H170V11H169V8H168ZM179 10H180V9H179ZM195 10H197L196 7H195ZM195 10H194L193 13L196 12ZM12 11H13V10H12ZM60 11H59L58 13H60ZM67 11H70L69 7L67 8ZM73 11H75V10H73ZM109 11H110V10H109ZM111 11H110V12H111ZM116 11H118V10H115V13H116ZM131 11H132V10H131ZM145 11H146V10H145ZM154 11H153V12H154ZM161 11H162V10H161ZM3 12H4V11H3ZM63 12L65 13V11H63ZM76 12H77V10H76ZM82 12H80V13H82ZM105 12H103V13H105ZM119 12H118V13H119ZM148 12H149V11H148ZM150 12H151V11H150ZM157 12H158V10H157ZM159 12H160V11H159ZM159 12H158V14H160ZM164 12H165V11H164ZM180 12H181V10L179 11V13H180ZM184 12H185V10H184ZM191 12H192V10H191ZM191 12H190V13H191ZM198 12H201V10H200V11H197V13H198ZM34 13H33V14H34ZM61 13H62V12H61ZM61 13H60V15H61ZM86 13L84 12V14H86ZM103 13H102V15H100V16H103ZM112 13H113V11H112ZM127 13H128V11H127ZM133 13H135V12H133ZM136 13H137V12H136ZM169 13H168L169 16H172V15H173L172 13H171L172 15H170ZM177 13H178V12L176 11V14H177ZM181 13H182V12H181ZM185 13H187V11H186ZM193 13H192V14H193ZM197 13H196V14H197ZM6 14H7V13H6ZM33 14H32V15H33ZM69 14H70V12H69ZM76 14H77V15H76ZM76 14H75V15L72 14V15H74L75 17H77L76 19L78 20V18H79V16H78V12H77ZM82 14H83V13H82ZM84 14H83V16H84ZM154 14H155V13H154ZM162 14L167 15V12L162 13ZM192 14H191V15H192ZM200 14H201V13H200ZM237 14H238V13H237ZM35 15H36V14H35ZM66 15H68V14H66ZM109 15H110V14H109ZM112 15H115V14H112ZM112 15H110V16H112ZM125 15H126V14H125ZM125 15H124V16H125ZM136 15H138V13L135 14V16H136ZM145 15H148V14L146 13ZM155 15H156V14H155ZM155 15H152V16H155ZM160 15H161V14H160ZM180 15H183V13L180 14ZM191 15L188 13L187 17H188V16L191 17ZM201 15H202V14H201ZM203 15H205V11H204ZM235 15H236V14H235ZM36 16H37V15H36ZM87 16H88V15H87ZM97 16L92 17V18L96 19V22H97V20H99V21L103 20V19H101V18H106V17H101L100 19H97V18H95V17H97ZM107 16H108V15H107ZM132 16H133V15H132ZM162 16H163V15L159 16V19H160V20L162 19V18H160V17H162ZM169 16L166 17V18L168 19L167 21L170 20V17H169ZM174 16H175V15H174ZM177 16H178V14H177ZM192 16H193V15H192ZM195 16H196V18H197V15H195ZM195 16H193V17H195ZM236 16H237V15H236ZM236 16H235V17H236ZM9 17H8V19H10ZM30 17L32 18V16H30ZM60 17H61V18H60ZM64 17H65V19H64ZM69 17H73V16L70 15ZM75 17H74L73 19H75ZM81 17H82V16H80V18H81ZM125 17H126V16H125ZM130 17H131V16H129V19H130ZM142 17H143V16H141V18H142ZM145 17H147V16H145ZM168 17H169V18H168ZM175 17H176V16H175ZM180 17L183 18L184 16H183V17H182V16H179V18H180ZM185 17H186V16H185ZM199 17H200L201 19H203V18L206 19V17H204V16H203V18H202L201 16H199ZM39 18H40V16H39ZM39 18H38V21H39V20L42 21V18H41V19H39ZM45 18H44V19H45ZM80 18H79V19H80ZM85 18H87L86 20H88L89 17H84V20H85ZM92 18H90V20H91ZM107 18H108V17H107ZM112 18H116V17H112ZM126 18H127V17H126ZM151 18H152V17H151ZM154 18H155V17H154ZM154 18H152V19H154ZM163 18H165V16H163ZM166 18H165V19H166ZM181 18H180V19H181ZM188 18H189V17H188ZM188 18H187V19H188ZM191 18H192V17H191ZM191 18H189V19H191ZM196 18H195V19H196ZM232 18H233V17H232ZM241 18H242V17H241ZM0 19H3V18H0ZM4 19H7V17H6V18L4 17ZM71 19H72V18H71ZM81 19H82V18H81ZM120 19H122V18H120ZM131 19H135V17H132ZM131 19H130V20H131ZM138 19H139V18H138ZM175 19H176V18H175ZM185 19H186V18H185ZM185 19H183V20H184V25L187 23V21H186V23H185ZM205 19H204V20H205ZM234 19H239V18L236 17V18H234ZM24 20H25V19H24ZM26 20H27V19H26ZM26 20H25V21H26ZM29 20H30V18H29ZM31 20H33V19H31ZM31 20H30V21H31ZM77 20H75V21L77 22ZM82 20H83V19H82ZM136 20H137V19H135V21H136ZM141 20H142V19H141ZM156 20H157V19H156ZM171 20H172V19H171ZM196 20H197V19H196ZM196 20H191V21L193 22V21H196ZM199 20H200V19H199ZM5 21H6V23H8V25H9L10 22H8L7 20H5ZM14 21H15V20H14ZM17 21H16V22H17ZM30 21H29V22H30ZM33 21H34L35 23L31 21V24L34 23L35 25H39L40 23H42V22H39V24H36L37 19H34ZM68 21H69V20H68ZM70 21H71V20H70ZM107 21H108V20H107ZM110 21H111V19H110ZM112 21H113V20H112ZM115 21H116V19H115L113 22H115ZM125 21H126V19H125ZM138 21L140 22V20H138ZM138 21H136V22H138ZM142 21H143V20H142ZM142 21H141V23H142ZM164 21H165V20H164ZM167 21H166V22L161 21V22H162L163 24H166ZM175 21H177V20H175ZM180 21H181V23H182V20H180ZM191 21H190V22H191ZM200 21H201V20H200ZM200 21H198V22H200ZM202 21H203V20H202ZM235 21H236V20H235ZM240 21H241V19H240ZM1 22H2V20H1ZM44 22H45V20L43 21V24H44ZM76 22H75V23L72 22V24H73L72 26H73V27H78L77 24H79V23L76 24ZM78 22H79V21H78ZM81 22H82V21H81ZM86 22H87V21H85L84 24H85ZM92 22H93V19H92ZM103 22H104V21H103ZM117 22H119V23H115L114 26H115L116 24H121V21H117ZM154 22H155V20L153 21V23H154ZM159 22H160V21H159ZM188 22H189V20H188ZM190 22H189V23H190ZM204 22H205V24H206V21H204ZM238 22H239V21L237 20V23H238ZM14 23H15V22H14ZM22 23H23V22H22ZM22 23H21V24H22ZM55 23H53V25H52V29L47 28L46 30H48V29H49L50 31H52V30H56L57 28H55V29L53 28V27L55 26ZM70 23H71V22H70ZM89 23H91V22H89ZM94 23H95V22H94ZM134 23H135V22H134ZM134 23H133V25H136V23H135V24H134ZM168 23H169V22H168ZM168 23H167V24H168ZM177 23H178V22H177ZM202 23H203V22H202ZM202 23H201V24H202ZM239 23H240V22H239ZM0 24H5V22L3 21V23H0ZM31 24H28V25L30 26ZM46 24H47V23H46ZM67 24H68V23L66 22V25H67ZM74 24H76V26H75ZM98 24H99V22H98ZM131 24H132V23H131ZM139 24H140V23H139ZM156 24H158L157 27L160 26L159 23H156ZM156 24L154 23V27H155ZM12 25L14 26L13 21H12ZM15 25H18V24L15 23ZM19 25H20V24H19ZM32 25H33V24H32ZM32 25H31V26H32ZM90 25H91V24H90ZM90 25H85V27H86V26L88 27V26H90ZM104 25H106V24H104ZM137 25H138V24H137ZM161 25H162V24H161ZM168 25H170V24H168ZM173 25H174V23H173ZM180 25H181V24H180ZM180 25H179V26H180ZM184 25H181V27H183ZM198 25H200V24H198ZM0 26H1V25H0ZM9 26H10V25H9ZM47 26H48V25H47ZM56 26H57V25H56ZM64 26H65V24H64ZM72 26H71V24H70V29H72V28H71ZM81 26H82V24H81ZM97 26H98V25H96V27H97ZM100 26L103 27V26L101 25V23H100V24H99V28H98V27H97V28H98V29H101ZM139 26H140V25H139ZM141 26H142V25H141ZM164 26H165V25H164ZM171 26H172V21H171ZM185 26H186V25H185ZM193 26H194V25H193ZM200 26H201V25H200ZM3 27H4L5 29H4ZM10 27H12V26H10ZM16 27H18V26H16ZM20 27H22V26H20ZM44 27H45V26H43V28H44ZM50 27H51V26H50ZM65 27H67V26H65ZM68 27H69V26H68ZM82 27H84V25H83ZM82 27H80V29H79V28H78V29H79V30H82V31H83V30L85 31V27H84L83 29H81ZM90 27H93V26H90ZM109 27H111V26H109ZM124 27H125V28H129V24H128L127 27L124 25ZM157 27H156V28H157ZM165 27H166V26H165ZM172 27H173V26H172ZM176 27H178V26H176ZM189 27H190V26H188V28H189ZM196 27H197V26H196ZM6 28H7V26L2 25V28L0 29V41H1V39L4 40L3 38H5V42L3 41L4 43H6V42L8 43L7 38H8L9 35H11V33L8 34L9 31H6ZM18 28H19V27H18ZM22 28L26 30V27H25V28L22 27ZM29 28H31V27H29ZM29 28H28V26H27V29H29ZM40 28H41V27H39V29H40ZM58 28H59V26H58ZM60 28H61V26H60ZM60 28H59V29H60ZM94 28H95V26H94ZM97 28H96V29H97ZM111 28H112V27H111ZM117 28H118V27H117ZM117 28H116V30H117ZM125 28H124V29H125ZM131 28H133V27H131ZM156 28H155V29H156ZM161 28H162V27H161ZM166 28L170 29V27H166ZM166 28H164V29H166ZM178 28H179V27H178ZM184 28L186 29L187 27H184ZM197 28H198V27H197ZM201 28H202V26H201ZM201 28H198V29L201 30ZM207 28H209V27H207ZM238 28L241 29V27H238ZM15 29H16V28H15ZM15 29H12V28H11L10 31H11V30L16 31ZM33 29H34V28H31L30 30H33ZM37 29H38V28H37ZM39 29H38V30H39ZM41 29H42V28H41ZM61 29H62V28H61ZM75 29L77 30V28H75ZM75 29H72V30H75ZM86 29H87V28H86ZM96 29H95V31H96ZM98 29H97V30H98ZM108 29H109V28H108ZM112 29H113L112 32H116V31H114L115 28H112ZM112 29H111V30H112ZM138 29H139V28H138ZM157 29H158V28H157ZM164 29H161L160 32H161V31L163 32ZM173 29L176 30L177 28H173ZM198 29H195V30H198ZM202 29H205V28H202ZM8 30H9V29H8ZM66 30H67V29H66ZM79 30H78L76 33H78ZM126 30H129V32H128L127 34H129V33L131 32V31H130V28H129V29H126ZM177 30H178V31H177ZM177 30H176V31H173L174 34H173L172 37H174L175 39L178 38V37H180V36L182 35V34L179 32V29H177ZM181 30H183V29H181ZM188 30H189L188 32L191 34L192 31L190 32V28H189ZM34 31H36V30H33L32 32H34ZM39 31H40V30H39ZM42 31H43V30H42ZM42 31H40L41 35H44V33H48L47 31H46V32H44V31L42 32ZM62 31H63V33H64L65 30L62 29ZM82 31L80 32L79 35L83 34ZM87 31H88V30L85 31V32H86V35L91 36L92 34H91V35H90V34H87L90 30H89L88 32H87ZM158 31H159V30H158ZM158 31H157L156 33H158ZM164 31L167 32V29L164 30ZM169 31H170V30H168V32H169ZM201 31H202V30H201ZM204 31H205V30H204ZM204 31H203V33H205ZM11 32H12V31H11ZM16 32H19V30L16 31ZM21 32H22V31H21ZM21 32H19V33H21ZM29 32H31V31H29ZM53 32H54V31H53ZM60 32H61V31H60ZM65 32H68V34H69V33L74 32V31H69V30H68V31H65ZM91 32H93V31H90V33H91ZM99 32H100V31H99ZM118 32H119V31H118ZM118 32H116V34H117ZM124 32H125V30H124ZM124 32H122V33H123L122 35H124ZM136 32H137V31H135V33H136ZM160 32H159V34H160ZM166 32H165V33H166ZM171 32H172V31H171ZM185 32H187V29L185 30ZM185 32H184V33H185ZM188 32H187V33H188ZM25 33H26V32H25ZM42 33H43V34H42ZM54 33H55V32H54ZM54 33L51 32L50 35H52V34H54ZM56 33H57V32H56ZM101 33H102V32H101ZM139 33H140V32H139ZM163 33H164V32H163ZM194 33H195V32H194ZM209 33H210V32H209ZM209 33H208V34H205V35H209ZM23 34H24V30H23ZM23 34H21V35H23ZM26 34H27V33H26ZM28 34H29V33H28ZM59 34L62 35V33H59ZM65 34H66V33H65ZM71 34H74V33H71ZM71 34H70L69 36H71V38H73L72 40L75 41L76 39H74V38H75L76 35H71ZM103 34H104V33H103ZM110 34H113L112 37L116 38V36H114V35H116V34L111 33V31H110ZM110 34H109V35H110ZM130 34H131V33H130ZM132 34H133V33H132ZM151 34H152V33H151ZM151 34H150V35H151ZM190 34H189V35H190ZM192 34H193V33H192ZM13 35H15V34H13ZM30 35H31V34H30ZM36 35L39 36V34H36ZM41 35H40V36H41ZM56 35H57V34H56ZM83 35H84V34H83ZM86 35H85V37L87 38L88 36H86ZM97 35H98V34H96V36H97ZM100 35H101V37H100ZM107 35H108V34H107ZM135 35H137V33H136ZM156 35L158 36V34H156ZM162 35H163V34H162ZM165 35H170V33H169V34H165ZM184 35H185V34H184ZM187 35H188V34H187ZM189 35H188V36H189ZM24 36H25V35H24ZM34 36H35V35H34ZM34 36H32V37H34ZM37 36H35V37H36V38H39V37H40V36H39V37H37ZM47 36H48V35H47ZM52 36L54 37L55 35H52ZM67 36H68V35H67ZM67 36H66V37H67ZM72 36H73V37H72ZM120 36H121V35H120ZM127 36H129V37H127V38H130V35H127ZM148 36H149V35H148ZM159 36H160V37H159L160 39L163 37V36H161V34H160ZM188 36H187V37H188ZM12 37H13V36H12ZM16 37H17V36H16ZM21 37H23V36H21ZM43 37H44V36H43ZM43 37H42V38H43ZM62 37H64V36L62 35ZM62 37H61V38H62ZM76 37L79 38V36H76ZM92 37H93V35H92ZM103 37L105 38V36H102V34H99V37H98V38L100 39V38H103ZM108 37H110V36H108ZM108 37H107V38H108ZM124 37H126V36L124 35ZM166 37H167V36H166ZM191 37H192V36H191ZM205 37H207V36H205ZM10 38H11V36H10ZM19 38H20V37H17V40H18ZM30 38H31V37H30ZM30 38H29V39H30ZM36 38H34L33 40L35 41ZM49 38H50V37H49ZM55 38L57 39V38H59V36H58V37H55ZM61 38H59V39L61 40ZM80 38L83 39V37H81V36H80ZM94 38H95V36H94ZM96 38H97V37H96ZM98 38L95 39V40H96V41L99 40ZM136 38H137V37H136ZM149 38H150V37H149ZM155 38H156V37H155ZM155 38H154V39H155ZM188 38H189V37H188ZM203 38H204V37H203ZM207 38H208V37H207ZM21 39H22V38H20V40H21ZM29 39H28V40H29ZM31 39H32V38H31ZM39 39H41V38H39ZM69 39H70V38H69ZM81 39H79L78 44H81V45H82L84 42H83V41H80ZM92 39H93V38H92ZM121 39H123V36H122V38H121V37L119 38V40H121ZM151 39H152V36H151ZM156 39H157V38H156ZM164 39H165V38H164ZM167 39H168V38H167ZM180 39H184V37H183V38H180ZM190 39H191V38H190ZM205 39H206V38H205ZM205 39H204V40H205ZM12 40H13V39H11V41H12ZM14 40H15V39H14ZM42 40H43V39H42ZM47 40H49V39L47 38ZM52 40H53V41H57V40H54L53 38H52ZM52 40L50 39V41H52ZM64 40H65V39H64ZM88 40L90 41V39H88ZM95 40H94V39L91 40L92 44H93V41L95 42ZM105 40H106V39H105ZM105 40H102V41H104V43H105ZM113 40H114V39H113ZM130 40H131V38H130ZM137 40H138V39H137ZM137 40H136V39H133L132 41L135 42V41H137ZM169 40H170V39H169ZM187 40H188V39H187ZM23 41H25V39H24V40H21V41H19V42L22 43ZM31 41H32V40H31ZM31 41H29V43H30ZM50 41H48V42H50ZM69 41H70V40H69ZM77 41H78V39H77ZM89 41H88V42H89ZM99 41H100V40H99ZM99 41H98V42H99ZM107 41H109V39H108ZM121 41H122V40H121ZM132 41H131V42H132ZM140 41H141V39H140ZM148 41H149V40H148ZM148 41H147V42H148ZM165 41H166V40H165ZM165 41H164V42H165ZM182 41H184V40H182ZM14 42H15V41H14ZM14 42H12V43H14ZM26 42H27V41H26ZM32 42H33V41H32ZM32 42H31V43H32ZM44 42H45V41H44ZM64 42H65V41H64ZM66 42H67V41H66ZM66 42H65V44H66V47H67L68 42H67V43H66ZM70 42H71V41H70ZM80 42H83V43H80ZM91 42H90V43H91ZM112 42H113V41H112ZM119 42H120V41H118V44H119ZM123 42H125L126 44L128 43V42H126L124 39H123ZM123 42H120V43H123ZM154 42H155V40H154ZM164 42H163V43H164ZM168 42H169V44H170L172 41H168ZM175 42H176V40H175ZM203 42H204V41H203ZM203 42H202V43H203ZM10 43H11V42H10ZM10 43H8V44L10 45ZM12 43H11V44H12ZM21 43H18V42H17L16 44H14V45H16V47L18 48L17 50H19V55L17 54L18 52L16 53V54L18 55L19 58L16 57L17 55H16L15 57L17 58V60H20V61H21V59H24V58L27 59L26 57H27L28 54L30 53V52H28V51H27L28 53L25 51L27 54L25 53L24 56H26V55H27V56L22 58L23 55H22V52H21V51H22L23 49H21V48H22V47H21V45H22ZM90 43H89V44H90ZM125 43H123L122 46H125V45H124ZM129 43H130V42H129ZM129 43H128L126 46H128V47H130V48L133 46L132 48H135L134 46H136V45H133V44H132L133 42L131 43L132 46H129ZM173 43H174V41H173ZM178 43H179V42H178ZM202 43H201V44H202ZM1 44H2V43H1ZM25 44H26V43H25ZM27 44H28V42H27ZM36 44H37V42H36ZM43 44H46V43H43ZM48 44H49V43H48ZM52 44H56V43H52ZM52 44H49V45H47V46H46V45H43V47H48V46H50V45H52ZM61 44L64 46V43H61ZM89 44H88V46H85V48L87 47V49H89V48H90V45H89ZM92 44H91V46H92ZM95 44H96V43H95ZM99 44H100V42H99ZM110 44H111V43H110ZM118 44H117V45H118ZM137 44H138V43H137ZM142 44H143V46H147V45H149L148 43H147L146 45H144L145 43H142ZM142 44H141V45H142ZM165 44H166V42H165ZM165 44H164V45H165ZM169 44L167 43L166 45L168 46ZM12 45H13V44H12ZM12 45H10V46H12ZM14 45H13V47H15ZM56 45H57L56 48H58V45H59V44H56ZM70 45H71V44H70ZM73 45H76V44L73 43ZM84 45H85V43H84ZM84 45H83V46H84ZM97 45H98V44H96V46H95V47H96L95 50L98 49L97 51H100V49H99L100 47L97 48ZM107 45H108V44H107ZM114 45H115V43H114L113 45H111V46H113V47L116 48V46H114ZM160 45H161V44H160ZM170 45H171V44H170ZM175 45H176V44H175ZM202 45H203V44H202ZM1 46H2V45H0V47H1ZM5 46H6V45H5ZM7 46H8V45H7ZM7 46H6V47H7ZM22 46H23V45H22ZM31 46H33V45H31ZM83 46H81V48H82ZM99 46H100V45H99ZM126 46H125V48L128 49V47H126ZM150 46H151V45H150ZM23 47H24V46H23ZM50 47H52V46H50ZM61 47H62V46H61ZM61 47H60V48H61ZM64 47H65V46H64ZM68 47H69V46H68ZM70 47H73V46L71 45ZM88 47H89V48H88ZM95 47H92V48L94 49ZM107 47H108V46H107ZM113 47H110L111 50L118 51L117 53L119 54V50H120V49H119V50H117L118 48H117V49H112ZM117 47H119V46H117ZM138 47H142V46L139 45ZM147 47H148V46H147ZM159 47H160V46H159ZM161 47H162V46H161ZM161 47H160V48H161ZM172 47H173V46H172ZM172 47H171V48H172ZM204 47H205V45L203 46V48H204ZM4 48H5V47H4ZM4 48H3V49H4ZM11 48H12V47H11ZM31 48H32V47H31ZM48 48H49V47H48ZM48 48H47V49H48ZM56 48H53V50H54V49L56 50ZM60 48H59V50L63 49V48H61V49H60ZM110 48H108V49H110ZM120 48H121V47H120ZM130 48H129V49H130ZM132 48L130 49V51L133 50ZM136 48H137V47H136ZM136 48H135V49H136ZM144 48H145V47H144ZM151 48H152V47H151ZM151 48H149V49L151 50ZM157 48H158V47H157ZM160 48H159V49H160ZM163 48H164V47H163ZM163 48H161V49H163ZM173 48H174V47H173ZM175 48H177V47H175ZM200 48H201V46L199 47V49H200ZM205 48H206V47H205ZM8 49H9V48H8ZM25 49H27V48H25ZM44 49H45V51H48L46 48H44ZM70 49H71V51H72V48H70ZM75 49H77V47H76ZM78 49H80V47H79ZM78 49H77V50H78ZM87 49H86V50H87ZM93 49H92L91 51H93ZM102 49L105 50V48H103V46H102ZM108 49H106V50L109 51ZM123 49H124V48H123ZM123 49H121L122 52L125 51V50L123 51ZM129 49H128V50H129ZM141 49H143V48H141ZM141 49H140V50H141ZM153 49H154V48H153ZM153 49H152V50H153ZM167 49H169V47H167ZM167 49H166V50H167ZM177 49H179V51H180L181 48H177ZM201 49H202V48H201ZM9 50H10V49H9ZM27 50H28V49H27ZM31 50H32V49H30V51H31ZM35 50H36V48H35ZM35 50H34V48H33L32 51L36 52L37 50H36V51H35ZM38 50H39V49H38ZM66 50H67V49H66ZM83 50H84V49H83ZM104 50H102V51H104ZM106 50H105V51H106ZM147 50H148V49H147ZM147 50L143 49V51H146V52H147ZM164 50H165V49H164ZM166 50H165L164 52H167ZM204 50H205V49H204ZM0 51H1V50H0ZM13 51H16V50H13ZM32 51H31V54L33 53ZM67 51H68V50H67ZM88 51H90V50H88ZM91 51H90V52H91ZM97 51H96V52H97ZM102 51H100V52H102ZM153 51H154V50H153ZM153 51H152V52H153ZM183 51H184V50H183ZM183 51H182V52H183ZM198 51H199V50H198ZM4 52H5L6 55L9 54V51L4 50ZM4 52H3V50H2V53H4ZM41 52H43V53L45 54V52L42 51V49H41ZM41 52L37 51V53H41ZM54 52H55V51H54ZM56 52H57V50H56ZM56 52H55L54 55H51V56H56ZM64 52H65V50H64ZM73 52H74V50H73ZM80 52L82 53V51H80ZM84 52H85V50H84ZM84 52H83L82 54H84ZM94 52H95V51H94ZM94 52H92V53H94ZM136 52H138V51H136ZM146 52H144V53H140V54H144L143 56L146 57V56H145V53H146ZM148 52H149V51H148ZM157 52H158V51H157ZM204 52H206V51H204ZM204 52L201 51L200 54L202 53V55H203ZM245 52H246V51H245ZM2 53H1V55H2ZM13 53H14V52H13ZM13 53H11V50H10V54L12 55ZM23 53H24V52H23ZM43 53H42V57H45L46 54L44 55ZM48 53H49V52H48ZM50 53H51V50H50ZM58 53H61V52H58ZM69 53H72V52H68V53L65 52L66 55H68ZM104 53H105V52H104ZM126 53H127V51H126ZM128 53H131V52H128ZM150 53H151V52H150ZM180 53H181V52H180ZM180 53H178V51H177L176 49H173V50L167 52V56H168V57H167V58L164 57V58L168 60V61H167L168 64H166V60H165V62H163V65L165 66V64H166V66H165L166 68L163 67V66H160V67L165 68L166 71H167V72H165V71H163V70H165V69L162 70V68H161V70L163 71L162 73L165 72L164 76H166V73H168V74L170 75L171 79H172V75H173V73H175V71H176V72H179V70H175V69H176V68H179L178 66L184 64L182 60H180V61H182V64H181L180 62L178 63L177 55L180 54ZM185 53H186V52H185ZM206 53H207V52H206ZM206 53H205V54H206ZM14 54H15V53H14ZM14 54H13V55H14ZM34 54H35V53H34ZM34 54H33V55H34ZM62 54H63V53H62ZM86 54H87V52H86ZM89 54H90V53H88V55H89ZM95 54H96V53H95ZM95 54H92V55H95ZM100 54H101V53H100ZM102 54H103V53H102ZM106 54H108V53H106ZM112 54H113V53H112ZM132 54H134V52H133ZM159 54H160V50H159ZM188 54H189V53H187V55H188ZM205 54H204V55H205ZM224 54H226V53H224ZM3 55H4V54H3ZM79 55L81 56L80 53L78 54V56H79ZM92 55H89V57H88L87 55H86V56H87L88 58H90V56H92ZM98 55H99V52H98ZM98 55H96V56H98ZM122 55H123V54H122ZM122 55H121V53H120V57H121ZM127 55H128V54H125V56H127ZM153 55H154V54H153ZM189 55H190V54H189ZM198 55H199V53H198ZM37 56H39V55L36 54V56H35V55L33 56V57H36L35 60L38 61L37 63L34 62V58L32 59L33 61H31V59L29 60V61L35 63V64H33L32 66H34V65H36V64L39 65V64H41V62H44V60H43L44 58H39V57H41V56H39V57H38L39 59H37ZM59 56H62V55H59ZM63 56H64L65 58L67 57V56H65L64 54H63ZM71 56H72V54H71ZM71 56H68L67 58H69V57H71ZM76 56H77V55H76ZM76 56L73 55V57H75L76 60H77V57H76ZM109 56H110V55H109ZM115 56H116V55H115ZM115 56H114V55H113V56L111 55L112 58H113V57L115 58ZM117 56H118V55H117ZM129 56H131V55H128V57H129ZM148 56H149V54L147 55V57H148ZM157 56H158V55H157ZM162 56H163V55H162ZM164 56H165V54H164ZM192 56L194 57L193 54H192ZM192 56H191V58H193ZM208 56H209V53H208ZM0 57H1V56H0ZM5 57H6V56H5ZM9 57H11V56L9 55ZM9 57H8V59H10ZM12 57H13V56H12ZM12 57H11V58H12ZM15 57H14V59H13V62H15L14 60H16ZM30 57H32V56L30 55ZM81 57H83V56H81ZM93 57H94V56H93ZM101 57H102V59H103V58H107L106 56L104 57V55L101 56ZM133 57H137V55H136V56L133 55ZM151 57H152V55H151ZM154 57H156V56H154ZM181 57H183V56H181ZM199 57H201V56H199ZM202 57H203V56H202ZM206 57H207V56H206ZM225 57H226V55H225ZM227 57H228V54H227ZM1 58H2V60H3V57H1ZM1 58H0V59H1ZM53 58H54V57H53ZM56 58H57V57H56ZM56 58H55V59H56ZM58 58H59V57H58ZM78 58H79V57H78ZM88 58H87V60L89 61ZM118 58H119V56L117 57V59H118ZM126 58H127V57H126ZM130 58H131V57H130ZM139 58H141V55H140V57H139V55H138V59H139ZM160 58H161V56L159 57V59H160ZM178 58H180L179 55H178ZM187 58H188V57H187ZM204 58H205V57H204ZM5 59H7V58H5ZM55 59H54V60H55ZM79 59H80V58H79ZM83 59H86V58L83 57ZM91 59H92V58H91ZM102 59H101V60H102ZM107 59H109V58H107ZM117 59H116V60H117ZM120 59H121V58H119V60H120ZM122 59H123V58H122ZM138 59H137V60H138ZM146 59H148V58H146ZM155 59H157V58H155ZM161 59H163V58H161ZM180 59H181V58H180ZM227 59H228L227 61L230 60L229 58H227ZM2 60H1V61H2ZM64 60H65V59H64ZM76 60H75V61H76ZM124 60H125V59H123V60L121 61V63L123 64V67H124V63H125ZM128 60L130 61L129 64H133V63H134V62L131 61L130 59H128ZM137 60L134 59V61H137ZM139 60H140V59H139ZM139 60H138V61H139ZM142 60L144 61V58H143ZM142 60H140V61L142 62ZM153 60H154V59H153ZM153 60H152V59L149 60L150 63H151V61H152V63H153V62H154ZM183 60H184V59H183ZM187 60L189 61V59H187ZM3 61H4V60H3ZM7 61H8V60H7ZM9 61L12 62V60H9ZM20 61H19V62H20ZM23 61H24V60H23ZM47 61H51V62H52L53 60H50V58H49V59H47ZM58 61H60V60H58ZM65 61H66V60H65ZM65 61H64L61 65H64ZM77 61H78V60H77ZM77 61H76V62H77ZM88 61H87V63H89ZM102 61H104V60H102ZM110 61H111V60L109 59L108 63H109ZM149 61H147V62H149ZM155 61H157V60H155ZM159 61H160V60H159ZM197 61H198V60H197ZM19 62L17 61V63H19ZM98 62H99V61H98ZM113 62H114V61H113ZM131 62H133V63H131ZM192 62H193V61H192ZM1 63H2V62H1ZM3 63H5V62H3ZM3 63H2V66L4 65ZM8 63H9V62H8ZM20 63H21V62H20ZM27 63H28V61H26V64H27ZM49 63H50V62H49ZM49 63H48V65H49ZM52 63H55V61L52 62ZM52 63H50V65H51ZM71 63H72V62H71ZM78 63H79V62H78ZM78 63L75 64V67H76V65H77ZM81 63H82V62H81ZM81 63H80V64H81ZM87 63H85V64H87ZM105 63H106V62H105ZM115 63L117 64V63H119V61H115ZM150 63H148V64H150ZM155 63H156V62H155ZM155 63H153V64H155ZM164 63H165V64H164ZM193 63H194V62H193ZM193 63H192V65H193ZM204 63H205V62H204ZM207 63H208V62H207ZM228 63H229V62H228ZM9 64H10V63H9ZM21 64L24 65V63H21ZM26 64H25L24 66H26ZM45 64H46V65H44V66H47V63H46V62H45ZM100 64H101V62H100ZM100 64H99V65H100ZM110 64H112V63H110ZM113 64H114V63H113ZM113 64H112V65H113ZM125 64L127 65V63H125ZM136 64H137V63H136ZM143 64H144V62H142V65H143ZM145 64H146V63H145ZM148 64H147V65H148ZM160 64H161V63L158 62L157 66L160 65ZM209 64H210V63H209ZM14 65H17V64H14ZM14 65H11V66L13 67ZM22 65H21V66H22ZM37 65H36V66H37ZM41 65H42V67H44V66H43V63H42ZM54 65L57 66V65H59V64H54ZM61 65H60V66H57V69H56V70H58V67H61ZM72 65H73V63H72ZM72 65H71V66H72ZM87 65L90 66V71H91V65L93 66V65H95V64H92V60H90V64H87ZM97 65H98V64H97ZM126 65H125V68H127ZM184 65H185V64H184ZM192 65H191V66H192ZM195 65H196V64H195ZM202 65H205V64L202 63ZM9 66H10V65H9ZM19 66H20V64H19ZM24 66H23V67H24ZM52 66H53V65H51L50 67H52ZM89 66H88V68H86L87 70L89 69ZM107 66H108V65H107ZM115 66H116V65H115ZM121 66H122V65H121ZM128 66H131V65H128ZM133 66H135V64H134ZM133 66H132V67H133ZM148 66L150 67V65H148ZM148 66H146L145 68H147ZM0 67H1V65H0ZM17 67H18V66H17ZM29 67H31V65H30ZM50 67H48V68H50ZM73 67H74V66H72L71 68H73ZM94 67H95V66H94ZM94 67H92V68H94ZM98 67H99V66H98ZM100 67H101V65H100ZM100 67H99V68H100ZM109 67H111V65H109ZM135 67H136V66H135ZM149 67L147 68L148 70H149ZM151 67H152V66H151ZM151 67H150V69H151ZM153 67H154V66H153ZM180 67H181V66H180ZM182 67H186V66H182ZM187 67H188V66H187ZM189 67H190V66H189ZM189 67H188V69L191 68V67H190V68H189ZM198 67H199V66H198ZM201 67H202V66H201ZM210 67H211V66H209V68H210ZM1 68H2V67H1ZM18 68H19V67H18ZM33 68L35 69V67H33ZM39 68H40V67H39ZM39 68H38V69H39ZM48 68H44V70H45V69L48 70ZM52 68H54V67H52ZM64 68H65V66H64ZM78 68H79V67L77 66V69H78ZM96 68H97V67H96ZM104 68H105V67H104ZM106 68H107V67H106ZM115 68H117V66H116ZM119 68H120V67H118L117 69H119ZM125 68H124V69L120 68V70L123 71V70H125ZM145 68H144V69H145ZM207 68H208V67H207ZM20 69L23 70L24 68H21V67H20ZM29 69L32 70L31 68H29ZM41 69H43V68H41ZM41 69H39V70H41ZM62 69H63V68H62ZM65 69H66V68H65ZM94 69H95V68H94ZM100 69H102V68H100ZM100 69H99V70H100ZM135 69H136V68H135ZM135 69H134V71H136ZM138 69H139V67H138ZM147 69H146V71L148 72ZM155 69H156V68H155ZM155 69H154V71H155ZM167 69H168V70H167ZM179 69H180V68H179ZM185 69L188 70L187 68H185ZM185 69H181V70H185ZM202 69H203V68H202ZM3 70H4V69H3ZM10 70L12 71V70H14V69H11V67H10ZM26 70H27V69H26ZM44 70H43V71H44ZM49 70H50V69H49ZM49 70H48V71H49ZM54 70H55V69H54ZM56 70H55V72H56ZM66 70H68V69H66ZM69 70H70V69H69ZM72 70H74V68H73ZM79 70H80V68H79ZM82 70H83V72L85 71L84 69H82ZM96 70H97V69H96ZM96 70H95V71H96ZM104 70H105V69H104ZM107 70H108V69H107ZM110 70H111V69H110ZM120 70H119V72H121ZM127 70H128V68H127ZM129 70H130V69H129ZM129 70H128V71H129ZM156 70H157V69H156ZM161 70H160V71H161ZM203 70H205V69H203ZM6 71H7V69L5 70V73H6ZM27 71H28V70H27ZM33 71H34V70H33ZM43 71H41V72L43 73ZM58 71L60 72L61 70H58ZM70 71H71V70H70ZM90 71H88V72H90ZM100 71H101V70H100ZM117 71H118V70H117ZM128 71H127V72H128ZM142 71H143V70H142ZM160 71H159V72H160ZM206 71H207V70H206ZM206 71H205V72H206ZM9 72H10V71H9ZM39 72H40V71H39ZM51 72H54V71H52V69H51ZM55 72H54V73H55ZM63 72H64V71H63ZM97 72H99V71H97ZM106 72H107V71H106ZM112 72H113V71H112ZM114 72H115V71H114ZM136 72H137V71H136ZM136 72H133V73H135V74L133 75V73H132V71H131V73H132L133 76L137 75ZM149 72H150V71H149ZM159 72H158L157 75L160 74ZM186 72H187V71L184 72V75L187 74ZM189 72H190V73H189V76L187 77V78H189V79L187 80V82L190 83V81H193V80L196 81L197 78H198L199 76H197L196 73H194L193 71H189ZM198 72H200V71H198ZM208 72L211 73L210 71H208ZM0 73H1V72H0ZM5 73H3V74H5ZM10 73H12V72H10ZM25 73H28L29 75L31 74L29 71H28V72H25ZM34 73H35V72H34ZM36 73H37V72H36ZM45 73H47V71H46ZM64 73H68V72H64ZM70 73H71V72H70ZM81 73H82V71H81ZM85 73H87V72L85 71V72L83 73V75H84ZM94 73H95V72H94ZM101 73H104V71L101 72ZM116 73H117V72L112 73V74L114 75V74H116ZM128 73H130V71H129ZM150 73H151L150 75H153V72H152V71H151ZM185 73H186V74H185ZM200 73H201V72H200ZM202 73H204V71H203ZM21 74H24V73H21ZM28 74H27V75H28ZM49 74H50V72H49ZM88 74H89V73H88ZM91 74H93V73H91ZM95 74H96V73H95ZM97 74H99V73H97ZM107 74H111V73H110V72H109V73L107 72L106 75H105V73H104L105 76H107ZM112 74H111V76H112ZM142 74H143V73H142ZM154 74H156V73H154ZM24 75H25V74H24ZM36 75L38 76V74H36ZM39 75H40V77H41L42 74H39ZM44 75H46V74H44ZM54 75H56V74H54ZM54 75H52V78L56 79L55 77H57L58 80H60V78H59L58 76L61 75V74H59V75L57 74L58 76L53 77ZM64 75H65V74H64ZM67 75H70V74L68 73ZM67 75H66V76H67ZM74 75H76V73H75ZM74 75H73V76H74ZM78 75H79V74H78ZM101 75L103 76V74H101ZM101 75H100V76H101ZM121 75H122V74H121ZM123 75H129V74H127V73L125 72V74H123ZM138 75H139V76H142V75H140V74H138ZM144 75H145V73H144ZM162 75H163V74H161V76H162ZM175 75H176V73H175ZM200 75H201V74H200ZM207 75L210 76V74H207ZM1 76H3V75H1ZM10 76H11V75H10ZM12 76H13V75H12ZM12 76H11L10 78H12ZM21 76H23V75H21ZM21 76H20V78H21ZM50 76H51V75H50ZM62 76H63V74H62ZM71 76H72V74H71ZM92 76H93V75H92ZM97 76H99V75H97ZM118 76H119V75H118ZM133 76H132V78H130V79H133V78H134ZM139 76H135V77H139ZM155 76H156V75H155ZM167 76H168V75H167ZM23 77H24V76H23ZM35 77H36V76H35ZM40 77H39V79H40ZM46 77H47V76H46ZM67 77H69V76H67ZM81 77H84V76H81ZM95 77H96V75H95ZM95 77H93V79H94ZM109 77H110V76H109ZM109 77H107V78H109ZM129 77H130V76H129ZM151 77H152V78H155L154 75L151 76ZM156 77H157V76H156ZM173 77H174V75H173ZM185 77H186V76H185ZM185 77H184V78H185ZM205 77H206V76H205ZM0 78H1V77H0ZM16 78H17V77H15V79H13V80L17 81ZM20 78H18V79H20ZM26 78H27V77H26ZM33 78H34V77L31 76V79H32V80H31L30 78H29V80L33 81ZM41 78H43V76H42ZM52 78H50V79H52ZM63 78H64V77H62L61 79H63ZM69 78H70V77H69ZM73 78H75V77H72L71 79L74 80ZM77 78H78V76H76L75 79H77ZM85 78H86V77H85ZM85 78H84V79H85ZM87 78H88V77H87ZM100 78H101V77H100ZM100 78H99V79H100ZM104 78H105V80H106V77H103V79H104ZM112 78L115 79L116 76L114 75V77H112ZM121 78H123V76H121ZM124 78H125V77H124ZM152 78H151V79H152ZM167 78H168V77H167ZM175 78H177V76H176ZM207 78H209V77L207 76ZM4 79L7 80V76H6ZM21 79H22V81H23V78H21ZM21 79H20L19 81H21ZM39 79H38V80H39ZM43 79H44V81H43L42 79H41V81L45 82V84H43V86L46 87V81H45V78H43ZM54 79H52L51 81L53 82ZM78 79H82V78H80V76H79ZM99 79H98V80H99ZM101 79H102V78H101ZM109 79H110V78H109ZM117 79H118V78H116V80H117ZM137 79L139 80V78H137ZM158 79H159V78H158ZM160 79H161V78H160ZM162 79H163V78H162ZM169 79H170V78H169ZM178 79H179V78H177V80H178ZM1 80L3 81L2 78H1ZM29 80L27 79V83H28ZM98 80L96 79L97 82H96L95 80H93V81L96 82V83L98 84ZM110 80H111V79H110ZM116 80H115V81H116ZM154 80H155V79H154ZM154 80H153V81H154ZM165 80H166V79H164V81H165ZM173 80L175 81V79H173ZM182 80H186V79H180V82H181ZM2 81H0V82L2 83ZM7 81H8V80H7ZM19 81H18V82H19ZM22 81H21L20 83H22ZM25 81H26V80H25ZM41 81H40V82H41ZM64 81H65V79L62 80V82H64ZM74 81H78V82H79V80H74ZM74 81H73V83H74ZM86 81H87V80H86ZM100 81H101V80H100ZM102 81H103V80H102ZM131 81H132V80H131ZM160 81H161V80H160ZM199 81H201L200 78H199ZM37 82H38V81H37ZM52 82H50V84H53V85L55 86V87H54L55 89H56V88H60V89H61V88L63 87V86L61 87V84H62L61 81H60V86L55 85V84L52 83ZM103 82H106V81H103ZM103 82L101 83V85L103 84ZM138 82H140V81H137V83H138ZM141 82H142V81H141ZM165 82H166V81H165ZM165 82H164V83H165ZM172 82H173V81H172ZM5 83H6V82H5ZM9 83H10V82H9ZM11 83H12V82H11ZM30 83H31V82H30ZM38 83H39V82H38ZM41 83H42V82H41ZM55 83H57V82L55 81ZM87 83H88V82H87ZM114 83H115V82H114ZM133 83H134V82H133ZM137 83H134V85H135V84L137 85ZM178 83H179V82H178ZM198 83H199V82H198ZM2 84H4V83H2ZM7 84H8V83H7ZM18 84H19V83H17V85H18ZM22 84H23V83H22ZM22 84H21V85H22ZM32 84H35V82H32ZM50 84L47 83V85H50ZM90 84H92V83H90ZM109 84H110V83H109ZM119 84H120V82L117 83V84H114L113 86H114V87H115V85H116V86H119ZM169 84H171V81L169 82ZM173 84H176V82H174ZM70 85H71V84H70ZM70 85H69V86H70ZM74 85H75V84H72V85H71V88H72V86H73V87H78V86H74ZM92 85H93V84H92ZM92 85L90 86L91 88H93ZM99 85H100V84H99ZM99 85H98V86H99ZM120 85H121V84H120ZM136 85H135V86H136ZM139 85H140V84H139ZM142 85H143V84H142ZM177 85H178V84H176V86H177ZM23 86H24V85H23ZM32 86L37 87L36 85H32ZM98 86L96 85V87H98ZM104 86H105V85H104ZM106 86H108V83H107ZM111 86H112V85H111ZM124 86H125V85H124ZM124 86H123V87H124ZM165 86H166V88H167L169 85H165ZM172 86H173V85H172ZM179 86H181L182 88H184L182 85H179ZM192 86H193V85H192ZM203 86H205V84H204ZM18 87H21V86L19 85ZM25 87H28V86H26V84H25ZM45 87H44V88H45ZM48 87H49V86H48ZM50 87H52V86H50ZM64 87H66V86H64ZM102 87H103V85H102ZM130 87L132 88L131 85H130ZM139 87H140V86H139ZM143 87H144V86H143ZM173 87H174V86H173ZM173 87L171 88V86H170V89L172 90ZM177 87H178V86H177ZM23 88H24V87H23ZM23 88H22V89H23ZM28 88H30V87H28ZM40 88H42V87H40ZM44 88H43V89H44ZM98 88H99V87H98ZM106 88H107V87H106ZM106 88H105V89H106ZM115 88H117V87H115ZM115 88H112V89H115ZM133 88H134V86H133ZM144 88H145V87H144ZM144 88H142V89L145 90ZM182 88H180V89H182ZM199 88H200V87H199ZM14 89H15V87H14ZM51 89H53V88H51ZM73 89H74L73 92H74L75 90L77 91V88H76V89L73 88ZM94 89H95V88H94ZM94 89H93V91L90 90V91H92V94H93V92H95ZM108 89L111 91L110 88H107V90H108ZM122 89H125V88H122ZM122 89H121V90H122ZM134 89L136 90V88H134ZM134 89H126V90H131L130 92H133ZM175 89H176V88H175ZM180 89H179V90L176 89V92H175V90L173 89L175 93H174V94L172 93V94H173V95L176 94V95H175L176 97L179 96V95H177V92L180 91ZM196 89H197V88H196ZM25 90L27 91L28 89H25ZM35 90H36V88H35ZM53 90H54V89H53ZM57 90H58V89H56V91L54 90L53 92H57ZM98 90H99V89H98ZM109 90H108V91H109ZM116 90H117V89H116ZM116 90H115V91H116ZM118 90H119V88H118ZM140 90H141V89H140ZM184 90H185V89H184ZM191 90L195 91L194 89H191V88H190V91H191ZM9 91H10V90H9ZM22 91H24V90H22ZM26 91H25V92H26ZM32 91H33V89H32ZM46 91H48V90L46 89ZM62 91H63V90H62ZM76 91H75V92H76ZM85 91H86V89H85ZM88 91H89V90H88ZM108 91H107V92H108ZM43 92H44V90H43ZM69 92H70V91H69ZM116 92L118 93V92H120V91H116ZM124 92H125V91H124ZM124 92H123V93H124ZM126 92H128V91H126ZM130 92H129V93H130ZM136 92H137V91H136ZM145 92H147V91H145ZM167 92H168V90H167ZM20 93H21L20 95L23 94L22 92H20ZM47 93H48V92H47ZM49 93H50V91H49ZM71 93H72V92H71ZM71 93H70V94H71ZM77 93H78V91H77ZM88 93H89V92H88ZM88 93H86V94H88ZM99 93H100V92H99ZM105 93H106V92H105ZM108 93L110 94V92H108ZM129 93H128V95H129ZM138 93H140V92H138ZM165 93H166V92H165ZM169 93H170V92H169ZM169 93H168V94H169ZM10 94H11V93H7V94H5V95H6L7 97L10 98V97H12V95H10ZM13 94H14V93H13ZM15 94H16V93H15ZM58 94H59V92H57V95H58ZM70 94H68V95H70ZM79 94H82V93L79 92ZM86 94H85V95H86ZM111 94L113 95V94H114V91L111 92ZM111 94H110V96H111ZM145 94H146V93H145ZM148 94H149V93H147V95H148ZM168 94H167V95H168ZM179 94H181V92H179ZM182 94H183V93H182ZM184 94H185V93H184ZM186 94H187V93H186ZM192 94H193V92H192ZM25 95H26V94H25ZM53 95H54V94H52V96H53ZM64 95H65V94H64ZM75 95H76V94H75ZM90 95H91V94H90ZM116 95H117V97H118V99H119L118 94H116ZM123 95H126V93H124ZM128 95H126V96H128ZM135 95H136V94L131 95V96H132L131 98H134L133 96H135ZM141 95H142V93H141ZM141 95L139 94V96H141ZM170 95H171V94H170ZM173 95H171V96H173ZM190 95H191V94H190ZM190 95H189V97H190ZM3 96H4V95H3ZM6 96H5V97H6ZM31 96H32V95H31ZM34 96H35V95H34ZM34 96H33V97H34ZM47 96L49 97V94H48ZM50 96H51V93H50ZM54 96H55V95H54ZM58 96H59V97H60V96H63V94H62V95H58ZM113 96H114V95H113ZM181 96H183V95H180V97H181ZM13 97H14V96H13ZM33 97H30V99L33 98ZM36 97H37V96H36ZM44 97H45V96H44ZM72 97H73V98H72ZM72 97H71V95L69 96V98H72V99H71V102H70V103L67 102V104L69 103V105H71V104H72V100H76V99H74V97H76V96L73 95ZM83 97H84V94H83ZM114 97H115V96H114ZM129 97H130V96H129ZM136 97H138V96H136ZM144 97H145V96H144ZM144 97L141 98V99H145ZM169 97H170V96H169ZM180 97H177V98H178L177 101L181 100ZM9 98H6V100L4 101L6 104H8L7 99H9ZM45 98H46V97H45ZM60 98H61V97H60ZM85 98H88V95H87V97H85ZM115 98H116V97H115ZM115 98H114V99H115ZM174 98H175V97H174ZM183 98H185V97L183 96ZM190 98H191V97H190ZM21 99H22V98H21ZM67 99H68V98H67ZM67 99H66V101H67ZM114 99H113V100H114ZM118 99H116V100H118ZM127 99H129V98H127ZM137 99H139V98H137ZM191 99H192V98H191ZM16 100H17V98L14 99V101L18 103V101H16ZM32 100H33V99H32ZM46 100H47V99L42 100V101H45V103H46ZM52 100H53V99H51V100H49V101H52ZM62 100H63V98H62ZM62 100H61V101H62ZM84 100H85V99H84ZM122 100H123V99H122ZM133 100H134V99H133ZM133 100L131 99V102H133ZM145 100H146V99H145ZM165 100H166V99H164V101H165ZM183 100H184V99H183ZM183 100H182V101H183ZM185 100H188V99H185ZM193 100H194V99H193ZM193 100H192V102H193ZM220 100H221V99H220ZM20 101H21V100H20ZM35 101H36V100H35ZM42 101H41V102H42ZM58 101H59V100H58ZM58 101H57V102H58ZM61 101H60V102H61ZM66 101H65V99H64V102H66ZM68 101H69V100H68ZM78 101H79V100H78ZM82 101H83V100H82ZM111 101H112V100H111ZM111 101H110V102H111ZM125 101H126V100H125ZM128 101H129V100H128ZM182 101H179V104H180V105L183 104ZM200 101H201V100H200ZM200 101H198V102H200ZM216 101H217V100H216ZM26 102H29V101L26 100ZM75 102H76V101H75ZM134 102H135V100H134ZM181 102H182V103H181ZM189 102H190V100H189ZM189 102H187L186 104H187V105H190ZM194 102H195V101H194ZM17 103H14V104L17 105ZM21 103H22V102H21ZM53 103L55 104L56 102H53ZM53 103H49V102H48V104H53ZM112 103H113V102H112ZM117 103H118V102H117ZM150 103H151V102H150ZM163 103H164V102H161L160 104H163ZM168 103L171 104V102H168ZM201 103H202V102H201ZM201 103H200V104H201ZM212 103H213V102H212ZM218 103H220V102L218 101ZM218 103H216V104H218ZM221 103H223V102H221ZM6 104H4V106H5ZM11 104H12V103L10 102V104H9L8 106H6V107H9V106L14 105V104H12V105H11ZM61 104H62V102H61ZM83 104H84V103H83ZM186 104H184V105H186ZM192 104H194V103H192ZM195 104H196V102H195ZM198 104H199V103H198ZM202 104H203V103H202ZM216 104H214V105L216 106L215 108L220 109V108H219V105L221 106L222 104H219L218 107H217ZM35 105H36V104H35ZM62 105H63V104H62ZM74 105H75V104H74ZM77 105H78V104H77ZM148 105H149V104H148ZM151 105H152V107L155 106V104L153 105V103H151ZM151 105H149V106H151ZM156 105L159 106V104H156ZM203 105H204V104H203ZM14 106H15V105H14ZM14 106H13V107H14ZM19 106H21V105L19 104ZM25 106L27 107V104H25ZM51 106H55V105H51ZM162 106H164V105H162ZM223 106H224V104H223ZM0 107H1V106H0ZM15 107H17V106H15ZM15 107H14V108H15ZM22 107H23V106H22ZM61 107H62V106H61ZM63 107H64V106H63ZM63 107H62V108H63ZM65 107L67 108L68 106H65ZM71 107H72V106H71ZM71 107H69V108H71ZM168 107H169V106H168ZM183 107H185V106H182V108H183ZM197 107H198V109L201 108L200 106H197ZM197 107H195V108H197ZM9 108H10V107H9ZM49 108H50V107H49ZM56 108H57V107H56ZM58 108H59V106H58ZM69 108H68V109H69ZM150 108H151V107H150ZM150 108H149V109H150ZM160 108H161V107H160ZM162 108H163V107H162ZM164 108H165V107H164ZM187 108H189V107H187ZM190 108H192V107H190ZM195 108H194V109H195ZM7 109H8V108H7ZM7 109H6V110H7ZM15 109H17V108H15ZM50 109H51V108H50ZM153 109H155V108H153ZM183 109H184V108H183ZM213 109H214V108H213ZM25 110H26V109H25ZM41 110H42V109H41ZM51 110H52V109H51ZM155 110H156V109H155ZM155 110H153V111H155ZM160 110H161L160 112H159L158 110H157L158 112H156V111H155V112H156V113H160V114H161V112H164L162 109H160ZM191 110H192V109H191ZM195 110H197V109H195ZM204 110H205V109H204ZM1 111H3V109H2ZM1 111H0V113H1ZM4 111H5V108H4ZM28 111H29V109L26 110V112H28ZM36 111H37V110H36ZM36 111L34 110L35 113H36ZM49 111H50V110H49ZM54 111H55V108H54ZM69 111H71V110H69ZM149 111H150V110H149ZM186 111H187V110H186ZM214 111H215V110H214ZM21 112H22V111H21ZM58 112H59V111H58ZM151 112H152V111H151ZM151 112H150V113H151ZM155 112H154V113H155ZM194 112H195V111H194ZM198 112H199V111H198ZM198 112H196V113H198ZM215 112H216V111H215ZM215 112H214V113H215ZM3 113H4V112H3ZM3 113H2V114H3ZM11 113H12V112H11ZM11 113H10V114H11ZM30 113H33V112H30ZM54 113H55V112H54ZM59 113H61V112H59ZM67 113H68V112H67ZM156 113L153 114V116L156 115ZM185 113H186V112H185ZM199 113H200V112H199ZM218 113H219V111H217L216 114H218ZM2 114H1V115H2ZM22 114H23V113H22ZM55 114H56V113H55ZM190 114H191V113H190ZM200 114L202 115V113H200ZM204 114H205V113H204ZM207 114H208V113H207ZM216 114H214V115H216ZM28 115H29V114H28ZM35 115H37V113H36ZM35 115H34V116H30V117H36ZM40 115H41V114H40ZM150 115H151V114H150ZM157 115H158V114H157ZM185 115H186V114H185ZM187 115H188V111H187ZM187 115H186V117H187ZM193 115H194V113H193ZM201 115H199V116L201 117ZM3 116H4V115H3ZM17 116H18V115H17ZM25 116H26V115H25ZM164 116H165V115H160V117H162V118H164ZM191 116H192V114H191ZM19 117H20V116H19ZM38 117H39V116H38ZM55 117H56V116H55ZM154 117H155V116H154ZM160 117H159V118H160ZM194 117H196V115H194ZM200 117H199V118H200ZM202 117H203V116H202ZM202 117H201V118H202ZM216 117H218V116H216ZM0 118H3V117L0 116ZM27 118L32 120V118H29V117H27ZM45 118H46V117H45ZM57 118H59V117H57ZM62 118H63V117H62ZM62 118H61V119H62ZM34 119H35V118H34ZM39 119H40V118H39ZM42 119H43V118H42ZM70 119H71V117L69 118V120H70ZM165 119H166V118H165ZM165 119H164V120H165ZM186 119H187V118H186ZM188 119H194V118H193V116H192V118H188ZM205 119H209V118L205 117ZM31 120H30V121H31ZM37 120H38V119H37ZM44 120H45V119H44ZM63 120H64V119H62V121H63ZM162 120H163V119H162ZM194 120H195L194 122H197V121L200 122V119H199V120H196V118H195ZM214 120H217V119H214ZM30 121H29V122H30ZM41 121H42V120H41ZM62 121L60 122V121L58 120V122H60V123H62ZM65 121H66V120H65ZM183 121H184V120H183ZM0 122H1V120H0ZM2 122H3V121H2ZM22 122H23V120H22ZM32 122H33V121H32ZM86 122H87V121H86ZM108 122H109V121H108ZM3 123H4V122H3ZM5 123H6V122H5ZM37 123H39V122H37ZM41 123H43V122H41ZM105 123H106V122H105ZM185 123H187L186 126H187V125L189 126V124H190V123L188 124V122H185ZM205 123H207V121H206ZM216 123H217V122H216ZM1 124H2V123H1ZM6 124H7V123H6ZM6 124H4V125H6ZM21 124H23V123H21ZM28 124H30V123H28ZM34 124H35V122H34ZM192 124H194V123H192ZM195 124H196V123H195ZM195 124H194V125H195ZM207 124H209V123H207ZM207 124H206V125H207ZM210 124H211V122H210ZM2 125H3V124H2ZM17 125H18V124H17ZM40 125H41V127H42V124H40ZM43 125H44V124H43ZM62 125H64V123H63V124H60V126H62ZM88 125H89V124H88ZM104 125H105V124H104ZM203 125H204V123H203ZM211 125H212V124H211ZM214 125H215V124H214ZM0 126H1V125H0ZM6 126H9V127L11 128L10 125H6ZM20 126H21V125H20ZM35 126H36V125H35ZM89 126H90V125H89ZM95 126H96V125H95ZM99 126H100V125H99ZM160 126H161V127L163 126L162 128H160V130L163 129V132H164V125L161 124ZM178 126H180V125H178ZM188 126H187V129H188ZM198 126H199V125H198ZM200 126L202 127V125H200ZM3 127H5V126H2L1 129H2ZM17 127H18V126H17ZM39 127H40V126H39ZM84 127H85V126H84ZM87 127H88V126H87ZM96 127H98V126H96ZM208 127H209V129H210V126H208ZM208 127H207V128H208ZM12 128H13V127H12ZM42 128H43V127H42ZM88 128H89V127H88ZM98 128L101 129L100 127H98ZM181 128H182V126H181ZM181 128H180V129H181ZM195 128H196V125H195ZM195 128H193V129H195ZM199 128H200V127H199ZM1 129H0V130H1ZM23 129H24V128H23ZM38 129H39V128H38ZM66 129H67V127H66ZM107 129H108V128H107ZM18 130H19V129H18ZM40 131H41V130H40ZM70 131H71V130H70ZM88 131H89V130H88ZM104 131H107V130H104ZM104 131H103V135L105 134ZM118 131H119V130H118ZM155 131H157V130H155ZM181 131H182V129H181ZM183 131H185V129H184ZM188 131H189V130H188ZM37 132H38V130H37ZM95 132H96V131H95ZM160 132H161V131H160ZM163 132H162V133H163ZM38 133H39V135L41 134L40 132H38ZM84 133H85V132H84ZM110 133H111V132H110ZM112 133H113V132H112ZM155 133H157V132H155ZM36 134H37V133H36ZM36 134H35V136L38 135V134H37V135H36ZM43 134H44V133H43ZM92 134H94V133H92ZM166 134H168V133H166ZM31 135H32V134H31ZM98 135H100V134H97V135H95V136H98ZM163 135H164V134H163ZM40 136H42V135H40ZM43 136H44V135H43ZM45 136H46V134H45ZM45 136H44V138H45ZM107 136H108V135H107ZM107 136H106V137H107ZM152 136L154 137V134H153ZM156 136H158V134L155 135V137H156ZM90 137H91V136H90ZM153 137H152V138H153ZM38 138H40V137H38ZM59 138H60V137H59ZM80 138H81V137H80ZM93 138H95V137L93 136ZM97 138H98V137H96V139H97ZM152 138H151V139H152ZM157 138H158V137L153 138V139H152V142L155 143L154 140L157 139ZM165 138H166V136H165ZM12 139H13V138H12ZM45 139H46V138H45ZM104 139H105V136L102 137V138L100 139L101 141H99V142H100V143H104V142H103ZM158 139H160L159 141H161V142L163 141L161 135H159V138H158ZM42 140H43V139H42ZM65 140H66V139H65ZM98 140H99V139H98ZM39 141H40V140H39ZM169 141L171 142V140H169ZM172 141H173V140H172ZM14 142H15V141H14ZM16 142H17V141H16ZM16 142H15V143H16ZM107 142H108V141H107ZM161 142H160V144H161ZM165 142L167 143V140H166ZM165 142H164V143H165ZM170 142H168L167 144H169ZM0 143H1V142H0ZM15 143H14V144H15ZM19 143H21V142H19ZM156 143H157V141H156ZM158 143H159V142H158ZM14 144H12V145H14ZM108 144H109V142H108ZM172 144H174V143L172 142ZM0 145H1V144H0ZM2 145H3V146H6V147H3V148H5V149L8 148V147H7L8 143H7V145H6V144L4 145V144L2 143ZM104 145H105V144H104ZM106 145H107V143H106ZM109 145L111 146V144H109ZM8 146H10V145H8ZM14 146H15V145H14ZM14 146H13V149H15ZM17 146H18V148H21V149H22V147H20L21 145H17ZM17 146H15V147H17ZM101 146H102V145H101ZM156 146H159V145H156ZM161 146H162V145H161ZM10 147H11V146H10ZM10 147H9V148H10ZM98 147H99V146H98ZM98 147H97V148H98ZM164 147H165V146H164ZM171 147H172V145H171ZM68 148H69V147H68ZM159 148H160V147H159ZM159 148H158V149H159ZM98 149H99V148H98ZM131 149H132V151L136 152L135 150H133L134 148H131ZM158 149H157V150H158ZM165 149H166V147H165ZM169 149H171V148H169ZM2 150H3V149H2ZM9 150H10V149H9ZM19 150H20V149H19ZM19 150H17V152H18ZM163 150H164V149H163ZM190 150H191V149H190ZM190 150H189V151H190ZM11 151H12V150H11ZM96 151H97V150H96ZM159 151H162V150H159ZM192 151H193L194 153L196 152L194 148L192 149ZM2 152H3V151H2ZM6 152H8V151H6ZM19 152H20V151H19ZM98 152H99V150H98ZM193 152H190V154H192ZM13 153H16V152H13ZM115 153H116V152H115ZM162 153H163V152H161V154H162ZM164 153H165V152H164ZM2 154H3V156L5 155V153H2ZM16 154H17V153H16ZM16 154H14V155H16ZM20 154H22V153H20ZM96 154H97V153H96ZM101 154H102V153H101ZM117 154H118V153H117ZM136 154H137V153H136ZM138 154H139V153H138ZM197 154H198V152H197ZM199 154H200V153H199ZM199 154H198V155H199ZM203 154H204V153H203ZM206 154H207V152H206ZM206 154H204V156H206ZM6 155H8V154L6 153ZM11 155H12V152H11ZM134 155H135V154H134ZM99 156H100V155H99ZM105 156H106V155H105ZM120 156H121V155H120ZM137 156H138V155H137ZM165 156H167V155H165ZM199 156H202V155H199ZM199 156H197V158H198ZM209 156H210V155H209ZM5 157H6V156H5ZM8 157H10V156L8 155ZM17 157H19V156H17ZM20 157H22V156L20 155ZM107 157L109 158L108 154H107ZM116 157H117V156H116ZM116 157H115V158H116ZM152 157H153V155H152ZM1 158H2V157H1ZM96 158H97V157H96ZM115 158H114V159H115ZM117 158H119V156H118ZM120 158H121V157H120ZM153 158H154V157H153ZM203 158H204V157H203ZM207 158H208V157H207ZM21 159H23V157L20 158L19 161H21ZM97 159L99 160V158H97ZM100 159H103V158H100ZM104 159H106V158H104ZM114 159H113V161L111 160V161H112V164H113V162H114ZM137 159H138V158L136 157V160H135V161L138 162ZM148 159H151V157H150V158L148 157ZM201 159H202V157H201ZM5 160H6V159H5ZM5 160L2 159V162L4 163ZM23 160H24V159H23ZM118 160H119V161H122V160H120V159H117V161H118ZM155 160H156V159H155ZM7 161H9V160H7ZM19 161H18V162H19ZM104 161H106V160H104ZM140 161H141V160H140ZM142 161H143V160H142ZM146 161H148V160L146 159ZM146 161H145L144 163H142V164H146V163H148V162H146ZM149 161H150V160H149ZM2 162H1L0 164H2ZM9 162H10V161H9ZM9 162H8V164H9L8 167H7V165H6L5 167H6L7 169H10V170H11V168H9L10 165H11ZM96 162H97V161H96ZM99 162H100V161H99ZM106 162H108V161H106ZM106 162H105V163H106ZM164 162H165V161H164ZM120 163H121V162H120ZM123 163H125V161H123ZM162 163H163V162H162ZM165 163H166V162H165ZM165 163H164V164H165ZM206 163H207V162H206ZM6 164H7V163H6ZM17 164L20 165V163H17ZM96 164H97V163H96ZM107 164H109V163H107ZM148 164H149V163H148ZM160 164H161V163H160ZM164 164H163V165H164ZM4 165H5V164H4ZM103 165H104V164H103ZM125 165H126V163H125ZM139 165H140V164H139ZM202 165H203V164H202ZM205 165H209V164H205ZM210 165H212V164H210ZM210 165H209V166H210ZM1 166H2V165H1ZM16 166H17V165H16ZM21 166H22V165H21ZM100 166H102V165L100 164ZM115 166H117V165H114V167L112 166L113 168H111V169L113 170V169L115 168ZM123 166H124V165H123ZM136 166H137V163H136ZM136 166L134 167V165H133V168H136ZM146 166H147V165H146ZM5 167H4L3 169H5ZM11 167H12V166H11ZM125 167H128V166H125ZM213 167H215V166H213ZM0 168H2V167H0ZM13 168H15V166L12 167V169H13ZM16 168H17V167H16ZM16 168H15V169H16ZM102 168H103V167H102ZM108 168H109V166H108ZM120 168H121V167H120ZM128 168H130V167H128ZM141 168H143V167L141 166ZM145 168H146V167H145ZM7 169H6V171H9V170H7ZM17 169H19V168H17ZM21 169H23V168H21ZM21 169H19V170H21ZM125 169H126V168H125ZM13 170H14V169H13ZM98 170H100V169H98ZM122 170H123V168H122L121 170H119V171L117 170V171L120 172V171H122ZM126 170H127V169H126ZM140 170H141V169H140ZM140 170H139V171H140ZM205 170H206V169H205ZM6 171H3V172L7 173V175H8L10 172H6ZM14 171H16V170H14ZM130 171H131V169H130ZM130 171L127 170V171H125V173H126V172H130ZM3 172H2V174H0V175H3V174H4ZM21 172H24V171L21 170ZM21 172H19V173L24 175V173H21ZM65 172H66V171H65ZM72 172H73V171H72ZM93 172H94V171H93ZM118 172H117V175H119ZM122 172H123V171H122ZM140 172H141V171H140ZM0 173H1V172H0ZM16 173H17V172H16ZM136 173H138V172H136ZM224 173H225V171H224V169H222L221 167H220V168H217V167H215V168H210V175H211V177H212L213 179H215L216 181H219L220 178H221V176H222ZM17 174H18V173H17ZM17 174H16V175H17ZM92 174H93V173H92ZM128 174H129V173H128ZM131 174H132V173H131ZM94 175H96V174H94ZM117 175H116V176H117ZM206 175H207V174H206ZM4 176H5V175H3L2 178H3ZM18 176H21V175H18ZM66 176H67V175H66ZM163 176H165V174H164ZM166 176L168 177L167 174H166ZM138 177H140V176H138ZM206 177H207V176H206ZM16 178H17V177H16ZM18 178H19V177H18ZM80 178H81V177H80ZM97 178H98V176H97ZM169 178H171V177L169 176L168 178H165V180H166V179L168 180ZM21 179H23V178H21ZM21 179H19V180H21ZM207 179H208V178H207ZM0 180H1V177H0ZM80 180H81V179H80ZM163 180H164V179H163ZM165 180H164V181H165ZM170 180H171V179H170ZM173 180H174V179H173ZM200 180H201V179H200ZM1 181H2V182H3V181L6 182L4 179L1 180ZM1 181H0V186H1V188H4V187H3V186H4V183H2ZM199 182H200L201 184H204V183H207V182H209V181L203 179L202 182H201V181H199ZM63 183H64V182H63ZM1 184H3V186H2ZM7 184H8V183H7ZM5 185H6V183H5ZM6 186H7V185H6ZM10 188H12V187H10ZM4 189H5V188H4ZM6 189L8 190L9 187L7 186ZM12 190H13V188L11 189L10 192H12ZM1 191H2V190H1ZM8 191H9V190H8ZM15 191H16V190H15ZM16 192H17V191H16ZM14 194H15V193H14ZM16 194H17V193H16ZM69 199H70V198H69ZM1 205H2V204H1ZM198 205H199V204H198ZM198 205H197V206H198ZM194 206H195V205H194ZM200 206H201V205H200ZM0 208H1V206H0ZM194 208L196 209V207H194ZM1 209H2V208H1ZM195 209H194V210H195ZM2 210H3V209H2ZM2 210H1V211H2ZM4 210H5V209H4ZM181 210H182V209H181ZM2 212H5V211H2ZM182 212H183V211H182ZM232 213H233V214H229L228 217L226 216V217L222 218V219H225V221L222 220V221H224L223 223L226 222L227 225H230V226H228L227 228L224 227L223 230L227 229L226 232L229 233L230 236H231V238L233 237L234 242H235L236 244L239 245L238 248H234L233 246H231V247H230L231 250L237 253V257H238V259H239L240 257L243 258V260L246 262L245 264H247V262L249 261V258H250V257H252V259H253V264H260V261H257V260H256V259H257V255H256V253L248 249V246H247V243H248V240H249L248 237H247V236H243V234H241V233H239V232H235L234 230H232L233 227H231V225H233V223L235 222V215H236V212H232ZM180 214H181V213H180ZM4 215L7 216V212H6V214H3V216H4ZM97 215H98V214H97ZM183 215H184V214H183ZM92 216H93V215H91V217H92ZM9 217H11V216H9ZM91 217H90V219H91ZM93 217H94V216H93ZM97 217H98V216H97ZM130 217H131V216H130ZM134 217H135V216H134ZM190 217H191V216H190ZM194 218H195V216H194ZM198 218H199V217H198ZM243 218L247 219L246 215L243 216ZM9 219H10V218H9ZM90 219H89V220H90ZM95 219H96V218H95ZM97 219H98V218H97ZM191 219H192V221L194 220V221H196V222L202 224L203 226L207 224V221H209V222H208V223H209L208 225H211V223H212L211 220H209V219H208V220H206V219H201V218H200V219H193V218H191ZM137 220H138V219H137ZM192 221H191V223H192ZM194 221H193V222H194ZM78 222H79V221H78ZM91 222H94V220L91 221ZM91 222H90V223H91ZM135 222H136V221H135ZM9 223H10V222H9ZM76 223H77V222H76ZM136 223H137V222H136ZM149 223H150V222H149ZM149 223H147V224L150 225ZM194 223H195V222H194ZM77 224H79V223H77ZM98 224H99V223H98ZM138 224H139V223H138ZM145 224H146V223H145ZM184 224H185V223H184ZM86 225H88V224H84L85 227H88V226H86ZM148 225H146V226H147V230H148V227H149ZM81 226H82V224H81ZM91 226H92V225H91ZM93 226H94V225H93ZM95 226H96V228H97L98 226L100 227V225H95ZM189 226H190V225H189ZM190 227H191V226H190ZM190 227H189V228H190ZM229 227H231V228L228 229ZM88 228L90 229V227H88ZM145 228H146V227H145ZM181 228H182L183 230H182V231H179V234H176L177 231H176V233H175V234L178 235L179 237L175 235V237H173V238H176V241H178L179 239L181 240L182 243L179 244V242H180V241H179L178 244L180 245L179 248H180V250H181V253L183 252V254H184L185 252H189V251H187L189 248L191 249V247H190L191 245L189 244L190 246L188 247L187 244H188V243H191V242L194 243L195 238H196L197 235H195V238H194L193 234L191 235V231H190V233H189V231H188V232H187L186 230L184 231V228H183V227H181ZM73 229H74V228H73ZM92 229H93V228H92ZM74 230H75V229H74ZM79 230H80V231H78V232H80V234H81L83 237H84V235H89V234L91 233V232H88L89 230H86V228H81V229H79ZM145 230H146V229H145ZM149 230H150V229H149ZM180 230H181V229H180ZM70 231H71V233H73V230H72V229H70ZM92 232H93V230H92ZM173 232H174V231H173ZM76 233H77V232H76ZM76 233H75V234H76ZM93 233H94V232H93ZM124 233H125V232H124ZM127 233H128V235H129L130 232H127ZM131 233H132V232H131ZM76 235H77V234H76ZM90 235H91V234H90ZM90 235H89V236H90ZM96 235H97V234H96ZM124 235H126V234H124ZM128 235H127V236H128ZM135 235H137V234H135ZM145 235H146V234H145ZM171 235H172V233H171ZM173 235H174V234H173ZM72 236H74V235H72ZM72 236H71V237H72ZM91 236H92V235H91ZM130 236H131V235H129L128 237H130ZM146 236H148V234H147ZM151 236H153V235H151ZM200 236H202V234H201ZM7 237H8V235L6 236V238H7ZM13 237H14V236H12V239H13ZM75 237H79V235H77V236H75ZM83 237H82V238H83ZM93 237L95 238V236H93ZM3 238H4V237H3ZM3 238H2V239H3ZM10 238H11V237H10ZM84 238H86V237H84ZM91 238H92V237H91ZM91 238H90V240H91ZM96 238H98V237L96 236ZM99 238H100V237H99ZM102 238H103V237H102ZM133 238H135V237H133ZM148 238H149V240H150V238H152V237H148ZM154 238H155V237H154ZM154 238H152V239H154ZM77 239H78V238H77ZM80 239H81V238H80ZM87 239H89V237H88ZM87 239H85V240H87ZM92 239H93V238H92ZM152 239H151V240H152ZM177 239H178V240H177ZM5 240H6V239H5ZM90 240H89V242H90ZM98 240H99V239H98ZM103 240H104V239H103ZM103 240L101 239V242H102ZM149 240H146V241H149ZM151 240H150V241H151ZM174 240H175V239H174ZM193 240H194V241H193ZM8 241H9V240H8ZM14 241H15V239H14ZM96 241H97V240H96ZM96 241L94 240L93 242H96ZM137 241H138V240H137ZM144 241H145V239H144ZM154 241H157V240H154ZM190 241H191V242H190ZM10 242H13V241H10ZM151 242L153 243V241H151ZM157 242L161 244L160 240L157 241ZM157 242H156V243H157ZM162 242H163V241H162ZM174 242H175V241H174ZM195 242H197V241H195ZM7 243H8V242H7ZM13 243H14V242H13ZM13 243H10V244H13ZM104 243H105V242H104ZM136 243H137V242H136ZM143 243L145 244V242H143ZM148 243H149V242H148ZM154 243H155V242H154ZM172 243H173V242H172ZM176 243H177V242H176ZM8 244H9V243H8ZM17 244H18V243H17ZM85 244H86V243H85ZM89 244H91V243H89ZM96 244H98V243L96 242ZM96 244H95V245H96ZM149 244H151V243H149ZM163 244H164V243H163ZM163 244H161L160 246L162 247ZM178 244H176L177 246H175V247H178ZM14 245H15V244H14ZM140 245H141V244H140ZM86 246H88V244H86ZM104 246H105V245H104ZM146 246H147V245H146ZM160 246H158V248H159ZM242 246H243V247H242ZM94 247H95V246H94ZM141 247H142V246H141ZM147 247H149V246H147ZM150 247H151V245H150ZM171 247H172V246H171ZM187 247H188V249H187ZM82 248H83V247H82ZM88 248H89V247H87L86 249H88ZM95 248H96V247H95ZM139 248H140V247H139ZM145 248H146V247H144V249H145ZM152 248H153V247H152ZM155 248L157 249V247H155ZM172 248H173V247H172ZM259 248H260V249H264V243L256 247L257 250H258ZM92 249H93V248H92ZM146 249H147V248H146ZM156 249H155V250H156ZM167 249H168L167 252L170 251L169 248H167ZM190 249H189V250H190ZM84 250H85V249H84ZM90 250H91V249H90ZM93 250H96V249H93ZM106 250H107V249H106ZM155 250H154V252H156ZM158 250L161 251V253L166 252V251H165L164 249H162V248H159ZM176 250H177V249H176ZM178 250H179V249H178ZM178 250H177V251H178ZM180 250H179V251H180ZM16 251H18V250H16ZM20 251H21V250H20ZM96 251L98 252V250H96ZM104 251H105V250H104ZM104 251H103V252H104ZM171 251H172V250H171ZM196 251H197V250H196ZM11 252H15V251L13 250V251H11ZM26 252H27V251H26ZM92 252H93V251H92ZM150 252H151V251H150ZM172 252L175 253L174 250H173ZM20 253H21V252H20ZM27 253H28V252H27ZM27 253H24V254L27 255ZM82 253H84V254L87 253V250H86V251H83ZM179 253H180V252H179ZM179 253H178V254H179ZM189 253H190V252H189ZM217 253H218V252H217ZM104 254L106 255L107 253H104ZM167 254H170V253H165V255H167ZM21 255H22V254H21ZM97 255H98V254H97ZM99 255L102 256V254H101L100 252H99ZM123 255H125V254H123ZM156 255H157V253H156ZM156 255H155V256H156ZM158 255H159V253H158ZM170 255H172V254H170ZM181 255H182V254H181ZM186 255H188V253H186ZM101 256H100V257H101ZM153 256H154V255H153ZM200 256H201V255H200ZM29 257H30V255H29ZM161 257H162V256L160 255V258H161ZM170 257L174 258V254H173V256H170ZM177 257H178V256H177ZM202 257H203V258H202ZM202 257H201L202 259H200L201 262H202L201 264H220V263H223V262H221L223 259H222V257L219 256V254H217V255L213 254L212 256H209V255H205V256H203V255H202ZM23 258L25 259V257H22V259H23ZM163 258H165V257H163ZM163 258H162V260H163ZM178 258H179V257H178ZM185 258H187V257L184 256L183 259H185ZM95 259H96V258H95ZM157 259H159V256H158ZM25 260H27V259H25ZM166 260H167V259H166ZM178 260H179V259H178ZM197 260H199V259H197ZM94 261H96V260H94ZM172 261H174V260H172ZM176 261H177V260H176ZM224 261H226V260L224 259ZM23 262H24V260H23ZM29 262H30V261L27 260L26 263L28 264ZM97 262H98V261H97ZM97 262H96V263H97ZM183 262L185 263V260H184ZM186 262H187V259H186ZM197 262H198V261H197ZM199 262H200V261H199ZM236 262H238V261H236ZM225 263H226V262H225ZM225 263H224V264H225ZM227 263H228V262H227ZM227 263H226V264H227ZM132 264H133V263H132ZM182 264H183V263H182ZM185 264H186V263H185ZM187 264H188V263H187ZM196 264H197V263H196ZM233 264H234V263H233ZM235 264H240V263H235Z\"/></svg>",
  "mask_w": 264,
  "mask_h": 264
}]
</instances>
